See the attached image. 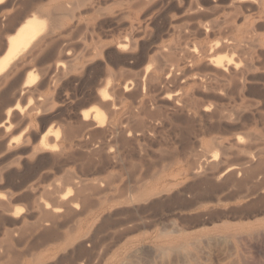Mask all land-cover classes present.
<instances>
[{
  "label": "rangeland",
  "instance_id": "1",
  "mask_svg": "<svg viewBox=\"0 0 264 264\" xmlns=\"http://www.w3.org/2000/svg\"><path fill=\"white\" fill-rule=\"evenodd\" d=\"M20 1L23 2L22 0H19V1L18 0H6L5 3L8 2V5H5V3L4 4L2 3L0 5V7H1L0 8V19H1L0 23L3 22L2 24H0V28H3L5 26L3 31H2V29H0V31H1L0 32V38H3L6 40L8 37H10L11 35H14L16 33V30H11L9 27V26H11V24L9 25V23L12 21V19L8 20L9 22L6 20L9 19L10 16L13 19L16 18L18 16V12L19 13L20 12L25 13L26 11L30 12L29 18H33V17L38 18L39 22L41 23L42 31L46 32L47 29L49 31L51 29L53 31V32L51 31L53 33V35H51V36L53 37V39L55 36L56 37L54 40H52V37H50L49 38L51 40L50 42H49V40L46 41V42H49V44H50V45L48 44V47H47V43L46 42L44 43L45 45H43V47L46 46V47H44V50L46 52V53L44 52V55H41L40 57L34 56V58H32V59H31V57L28 59L23 58L22 56L24 55V53H22L23 55L22 54L20 55L21 58H19V61H21V63L25 62V64L28 63L29 66H28V64L27 65L24 64L23 66H21L22 67L21 70L19 69L21 67L18 68V71L20 70L18 72V86L22 87L24 82L26 81L27 76H29V75L36 77V80H38V81H35V83H33L34 85L36 83H39L40 79L42 81L43 78L46 79V85L43 86L44 88L40 89L41 92L39 93V95H37V94H36L37 96L36 95L31 96V94H29L30 96L28 94L26 95V98L24 99V101L26 103L24 101H22L20 103V105L23 104V105H21L20 111H18V112H20V115L18 113L19 116L18 115L14 116L11 120L13 122V120L15 121L14 118L18 117V119L16 118L18 122L15 121V124H14V122L13 123L11 122L10 128L0 127V130H2V131H0V143H3L2 145L0 144V160H1L0 165L3 162L2 166H1L3 172L5 170H9L8 172L6 171L4 173L0 171V177L2 176L0 179V183H1L0 184V199L4 198V200H5V198H7L6 200L8 202L9 209H11L14 213L19 215L17 217L18 220H17V218L16 219L13 218V216H9L7 218H4V220H6V221L3 220L2 222H0V231H1L0 232V238H1L0 239V243H1L0 244L1 245V247H0V254H1L0 255V264H18L19 262H20L19 264H59V262H60V264L61 263L63 264L64 260H66V259L68 261L66 260L64 262V264L65 263L69 264V261L72 262L70 264H75L76 262L74 263L73 260L74 259L78 260V257H79V260L76 264H81L79 262H82V263L84 262L83 264H121L123 262L122 264H126V261L128 264H136V263L137 264H264V213H263L264 212V203L262 202V201H264V194H263L264 193V184L260 183L261 186L257 185V184H259V180H260V182L262 180V183H263V178L260 179L258 176L256 177V179L246 177L247 182L249 184L253 183L252 181L250 182V180H253L255 183V185H254V183L252 185L251 184L247 185L248 183L245 181L246 179L244 178V176H247V175L244 174L243 172L238 171L235 173L232 170H230V172L234 173L238 177L236 178V176H235V178H234V174H233V177L231 176L232 174L229 175L230 174L229 169H233L236 167L240 168V166H242V165H240V163H243V161L245 160V158L248 155L254 156L255 160L257 162H259L260 160L263 161L260 163H262V165L264 166V94H261L262 93L261 91H263V93H264V75H263L264 74V23H263L264 22V0H249V1L248 0H244V1L243 0H232L234 2H232L231 0H213V1L212 0H194V1L193 0L192 1L191 0H185V1L181 0L180 1L181 3L177 2L178 0H157V2L155 0H146V1H149V3L151 2L152 5H151V3L149 4L148 2H145V0H144V2L146 5L144 4L143 0H138L139 3L136 0H134L135 2L133 0L132 1L131 0H126V1L121 0L122 3H119V0H98L100 3L98 2L99 4L97 3V6L101 5V7L100 6L96 7L95 8L96 11L90 7L89 3L92 2L90 0H84V1L80 0L81 2L83 1V3H81L79 1V3H75L74 6H73V4L70 5V3H73L74 0H72L73 2L71 0L70 1L69 0H65V1L64 0H55V1L54 0H44V2H43V0H41L42 2L40 0H37V1L36 0L35 1L34 0H28L29 3L26 0L24 1V3H21ZM49 1L51 2V5H50ZM87 1H89V2L86 3ZM164 1H166V3H165L166 6H164ZM186 1H188V2H186ZM25 2H27L28 4H26ZM37 2H38V4H37ZM45 2H47L46 3L47 5L44 4ZM58 2H63V3L66 2L65 4L67 5L68 9H69V7H70V9L68 10L67 13H62V14L60 13V16H58V18H56L54 20V19H52V16L50 15V14H52V12H50V10L53 11L54 10L53 7H55V4ZM75 2H78V1L75 0ZM129 2H131L130 3L131 5L129 4ZM175 2H177L176 3L177 5L175 4ZM191 2H192V4H191ZM18 3H19V5H18ZM104 3H106V4L104 5ZM125 3H128V4H125ZM136 3H137V5L140 4L139 6H142L143 4L145 6L139 7V10H138V6L133 5ZM186 3H187V5H186ZM20 4L23 7H24L23 4H26V5H28V7L25 6L24 10L21 7L22 10L20 9L21 10L20 11L18 9L21 6ZM77 4L80 6L78 7ZM86 4H88V5H86ZM118 4H120V5H118ZM121 4H122V7H121ZM156 4L158 5L159 8L157 7ZM169 4H170V6H169ZM228 4H230V5H228ZM3 5H5V6H3ZM31 5H33V6H31ZM127 5H128V7H127ZM149 5H150V7L147 8V6H149ZM159 5H161V6H159ZM188 5L191 7L194 6V8L189 7L190 8L189 9ZM45 6H46V8H45ZM113 6L115 9L113 8ZM129 6H130V8H129ZM134 6L137 8V9H135L136 12L134 11V8H135ZM206 6H207V8H205ZM208 6L212 7L213 11L216 9L215 12L212 13L213 11H211ZM238 6H239V8H238ZM31 7H33L32 10H30ZM36 7H37V9H36ZM88 7L91 8V11ZM203 7H204V11L206 12V14L205 13L200 14L203 11ZM73 8H75V9H73ZM169 8L171 9V11ZM45 9H47V10H45ZM80 9H81V11H79ZM112 9L115 10L116 12L112 11ZM167 9H169L168 10L169 12L167 11ZM193 9H196L198 11V14H196L197 11L196 12L194 11V13H193V15H196V17L195 16L192 17L193 15L189 13V10H193ZM206 9H209L210 11L206 10ZM33 10H35V11H33ZM109 10H111L112 12ZM127 10H129V11L126 12ZM149 10H151V11L149 12ZM43 11L46 14V15L44 14V17L42 16ZM70 11H72V12H70ZM82 11H83V13H82ZM37 12H39V15ZM46 12L47 13L49 12V14H47ZM121 12L122 13L124 12L125 14L124 13L122 14ZM131 12H132L133 16L131 15ZM146 12H147V14H146ZM172 12H174V13H172ZM99 13H103V15L100 16L101 14H99ZM106 13L108 15L110 14L111 16H108ZM185 13H186V15H185ZM12 14H13V17H12ZM14 14L16 15V17H14ZM34 14H36L38 16H36ZM88 14L91 16V18ZM105 14L107 15V17L105 16ZM112 14H114V15H112ZM118 14L120 15V17L122 19L121 20L122 22L119 21L120 23L116 22V20H114V18H113L114 16H118ZM121 14H122V16H121ZM187 14L189 16H191V15L192 16L185 18L184 16H188ZM57 15H59V14L57 13ZM77 15L78 16L80 15V16L78 17ZM94 15H96L98 17L94 18ZM169 15L170 16L172 15V16L169 17ZM205 15H207V16H205ZM1 16H2V18H1ZM73 16H75V17H73ZM148 16H150V17H148ZM202 16H204V18ZM135 17L137 19H134ZM180 17L181 18L183 17V18L180 19ZM46 18L47 19L51 18V19H50V21H48L49 19L47 20ZM78 18H80V20ZM73 19H74V21H73ZM90 19H91V21H90ZM93 19H94V21H93ZM104 19H105V21H104ZM151 19H153V21ZM159 19H160V21H159ZM63 20H64V22H63ZM84 20H85V22L82 23V21H84ZM150 20H151V22L149 23ZM185 20H188L187 22L190 25H188V23ZM208 20H210V22L213 24V26L214 25L215 26L212 27L211 23L207 22ZM69 21H70V23H69ZM176 21H178V22H176ZM199 21L200 22L205 21V23H203L202 27H201L202 23L200 25ZM54 22H55V24H54ZM72 22H73V24H72ZM106 22H109V23H106ZM128 22H129V24H128ZM145 22H147V23H145ZM164 22H165V24H164ZM182 22H186L187 24L185 25V23H182ZM194 22H196V23H194ZM4 23H5V25H3ZM52 23H53V25H52ZM139 23H140V25H139ZM192 23H194L193 26H191ZM197 23H198V25H197ZM57 24L58 25L61 24V25L58 26ZM63 24H64V26H63ZM81 24L82 25L86 24L85 29H83V31L86 33V34L84 33V35L86 36L85 40L81 36V35H83V33L78 32V31L82 30ZM122 24H127V25H123V27H122ZM137 24H138V26H137ZM156 24L159 27H157ZM162 24H163V26H160ZM170 24L174 25V29L170 26ZM232 24H233V29L231 28ZM71 25L73 26L72 31L74 30L72 33H70V31H68L70 28H72ZM75 25H76V27H75ZM95 25L98 27H96ZM100 25H101V28H100ZM183 25H185V26H183ZM48 26H49V28H48ZM115 26H117V27H115ZM119 26H121V27H119ZM127 26H128V28H127ZM154 26H156V27H154ZM77 28H79V30ZM83 28H84V26H83ZM93 28H95V29H93ZM103 28H105V29H103ZM132 28H138L137 30H140V31L142 29L143 30L141 32L140 31L138 32L137 30L133 31ZM208 28L210 31L208 30ZM66 29H68V30H66ZM102 29L104 30V32H105V30L108 31V33L110 32L111 29H112V31L114 29L117 31H114V32L111 31V33H109V34H107V33L103 34ZM183 29H185V31H183ZM192 29L195 32L192 31ZM199 29H201L200 32H199ZM230 29H232L233 31L231 32ZM247 29H248V31H247ZM59 30H62V31H59ZM75 30L77 31L76 32L77 35L73 34V33H75ZM144 30L147 32L150 31L149 32L150 34L145 32ZM155 30H156V32H155ZM161 30H164V31H161ZM234 30H235V32H234ZM132 31L134 33H132ZM135 31H137V33ZM175 31H177L178 33ZM191 31H192V33H191ZM58 32L61 34L59 35ZM91 32H92V34H89ZM93 32H95V34ZM127 32H129V33L127 34ZM151 32H152V34H151ZM186 32H189L188 33L189 35H186ZM153 33H155V34L153 35ZM169 33H170V36L167 35ZM205 33H207V34H205ZM244 33H246V35ZM157 34H159V36ZM88 35L92 36V38H90L89 40H88V38H89ZM96 35L97 36L100 35L101 37H104V39L101 38L100 36L95 37ZM109 35H110V37H109ZM177 35L182 36V38H180L181 36H179V38L182 39V41L177 38L178 37ZM57 36H59V37L57 38ZM140 36H142L143 38H141ZM183 36H185V37H183ZM72 37H76V38H72ZM133 37H135L136 39ZM146 37H147L148 41H146L147 40V39H145ZM245 37L248 39H245ZM77 38H82V39L77 40ZM125 38H127V40ZM139 38H140V40H139ZM91 39L96 40V43L94 40L91 41ZM173 39H174V41H173ZM239 39H240V41H239ZM120 40L124 41L123 43L126 44V47H123L121 49L118 46L121 43ZM241 40H242V45H243L242 47L245 49V51L241 47V43H240ZM60 41H64L66 44L64 42L61 43ZM82 41H83V43H82ZM185 41H186V43H185ZM187 41H188V43H187ZM245 41H247V42H245ZM53 42H54V44H53ZM67 42H68V44H67ZM77 42H78V44H77ZM150 42H152V43L150 44ZM225 42H226V44H225ZM228 42H232V43H230V45H229ZM56 43L58 46L57 48L59 50L61 49L63 53L64 52L66 53V55L61 56V60L63 62L66 60H69V61L64 62L65 67H66L64 70V73H66V75L63 73V75H65V76H63L62 78L60 77V76H62V74H61L62 71L57 76L54 74L56 72L51 73V75H54V77H51V75H50L51 78L46 77L45 72H44V74L41 73V72L45 71L46 69H48L49 66H52L55 62V59L58 58L59 53L56 54V52H53L56 49ZM59 43H60V45H58ZM87 43L92 44V45L89 46ZM93 43L96 46L93 45ZM129 43L131 45H132V43L137 44V45H136V47H134L135 45L130 46ZM177 43H179V44H177ZM180 43H181V45H180ZM251 43H252V46L249 45ZM61 44H63V46L66 48H67V46H70V47H68L66 49V48L62 47ZM145 44H147V45H145ZM172 44H174V45H172ZM182 44H183V46H182ZM197 44H199V45H197ZM212 44L214 45V47ZM216 44H218V45H216ZM222 44L227 46V48L223 50ZM54 45H55V48H54ZM71 45H72V51L69 50L71 48ZM157 45L159 46V48ZM219 45H221V46H219ZM245 45H247V46H245ZM105 46L107 48L106 50L104 49ZM164 46H165V48H164ZM218 46L220 47L221 51L219 50ZM84 47L85 48L87 47V48L85 49ZM88 47L91 50L90 53H87ZM95 47H97V48H95ZM101 47H102V49H100ZM114 47L115 48L117 47L116 50ZM160 47H162V49H166L167 47L168 48L169 47L174 48V56L176 57V58L174 57V66H175L174 71H176V72H174V76L176 73L177 74L180 73L179 75L176 74L177 76H183V78H181V80L178 82L175 81V77H174V84L172 82H169L168 83L169 85L167 83H165V86L168 85V86H166V87H168V90L166 89L167 90L166 91L164 89L166 87H164V85H163V88H162L163 93L158 91V90L156 91V89L154 87H152L153 84L151 83L150 78L147 77L149 74L146 73V70H149L152 73H155L156 75L161 74V72L159 70H154L155 65L152 62H150L152 54H154V53L156 54L157 52L158 53L161 52L162 49H160ZM216 47H218V49ZM229 47H230L231 51L229 50ZM98 48L100 50H97ZM176 48L179 49L180 52H182V50L185 49L183 51V55H181V53L179 54V50H177ZM213 48H216V49L214 50ZM58 49L56 51H59ZM64 49L67 51H65ZM81 49H84L83 51H85V53ZM126 49L129 51H125ZM191 49L192 50L195 49L196 53H198V54H196V56L194 58H190V57L188 58L187 50L189 51ZM101 50H104L103 53H101L102 52ZM114 50H115V52H114ZM203 50H205V51L203 52ZM27 51H28V49H27ZM27 51L25 50L24 52H27ZM135 51H137V52L133 53ZM177 51H178V54L180 57L183 56L182 57L183 60L182 59L179 60L180 57L178 56ZM212 51H215V52H212ZM216 51H220V52H216ZM48 52H50L51 54ZM67 52H68L69 56H67L68 55ZM70 52H73L72 53L73 56L70 54ZM131 52H132V54H131ZM2 53L3 52L0 53V56L2 55ZM99 53H101V54H99ZM213 54H214V56H213ZM55 55H57L56 56L57 58L55 57ZM82 55H83V57H82ZM247 55H249V57ZM89 56H91V57H89ZM221 56H222V58H221ZM257 56H258V58H256ZM48 57H50L51 60ZM69 57H71V58L69 59ZM80 57H82V58H80ZM123 57H125V59ZM184 57L185 58L187 57V58L185 59ZM200 57H201V59H199ZM217 57L220 58L222 60V62L224 61L222 63V64L225 63L223 65L224 67L229 62V65H227L225 67V68H227L226 70L222 66V68L224 69V70H222V72L225 71L226 73H228L231 69H233L235 67H237L239 69V66H241V65L244 67L243 69H245V67H246V69L243 71L247 73L246 74L247 77H246V75L241 76L240 80L243 82V79H244V83H246V85L248 87L253 88V89L255 87L256 89L258 88L259 90L258 89L253 90L254 93L255 92L256 93L254 94L252 91V93L250 95L246 94L248 96L243 94V96L242 95L240 96L241 98L239 96H237L236 101L232 102V103H230L229 101H226V100H225L226 101L225 102L223 100L220 104H223V105L225 104L226 107L225 106L224 107L228 108V109L231 107L230 110H228V112L226 114V115H228L230 112V114H229L230 117L227 116L225 119H221V118L217 119L216 117L212 118L210 116L205 117L206 115L204 113H202L200 115V113H198V112H191L192 114L191 113L187 114V112H184L186 114H182V112H180V111H177L178 113L176 112V114L170 112L172 114V116H170V113H168L170 110L169 109L167 110L166 109L167 106H165V105L170 106V101L167 98H165V100H164L162 98V96L174 94V96L176 97L177 94L182 93L184 91H190V92L195 91L197 93L196 95L198 96V98L201 99L202 96L200 97V95H202V94L200 92L198 93V91L196 90L195 87L197 85L196 80L199 77H202L203 75L207 76V78L212 77L214 79V81H216V82H214L215 83L214 86L216 87L217 92H221L224 89L229 88L232 81L231 80L229 81V78L227 76L226 77L223 76L221 74V72L217 73L214 70V67L210 64L208 65V63H207L208 59H210V58L216 59ZM45 58H48V59H45ZM53 58H54V60H53ZM116 58H118V59H116ZM119 58H120V60H119ZM128 58L129 59L133 58V59L128 60ZM224 58L225 59L228 58V59L225 60ZM238 58H239V61L236 60ZM246 58L247 59L249 58L248 61H246L247 60ZM44 59H45V61H44ZM63 59H65V60H63ZM86 59L88 62L86 61ZM176 59H177V63H176ZM229 59H231V60H229ZM244 59H245V62L247 64H244L245 62L243 63ZM48 60H50V61H48ZM70 60H72V61H70ZM113 60H114V62H117L118 65L115 64L113 62ZM125 60H128V61H125ZM148 60H150V61L148 62ZM252 60H254V61H252ZM43 61H44V63H41ZM75 61H76V64H75ZM195 61H197L199 63H197ZM80 62H81V64L79 65ZM90 62H91V64H90ZM121 62L123 65L121 64ZM130 62H134V63H130ZM185 62H187V63H185ZM233 62H235V63H233ZM30 63H32V64L30 65ZM69 63L70 64L72 63L73 65L75 64L74 65L75 69H74V66L72 64L70 65ZM200 63L201 64L203 63V64L201 65ZM35 64H36V67H35ZM66 64H68L67 66L69 67V69H67L68 67L66 66ZM195 64L197 66H195ZM249 64L253 65V66H250ZM143 65H144V68H141ZM236 65H238V66H236ZM41 66H42V68H41ZM78 66H80V67H78ZM84 66H85L86 72L84 71ZM209 66H211L213 68H209ZM37 67H38V69H37ZM81 67H83V70L81 69ZM90 67H92V68H90ZM139 67L141 68L140 73L142 74V72H144L141 75V77H139L140 76L139 75L140 74L139 73V69H140ZM183 67L185 68V70L183 69ZM76 68H78V69H76ZM147 68H149V69H147ZM201 68H202V70H200ZM228 68H230V69H228ZM106 69H109L110 71L109 70L106 71ZM142 69L144 71H142ZM248 69L250 70V72ZM23 70H25L26 72L25 71L22 72ZM39 70H40L41 76L38 73ZM41 70H43V71H41ZM78 72L82 75H80ZM109 72H111L113 74H110ZM151 72H149V73H151ZM72 73H73V75H72ZM187 73H189V74L187 75ZM144 74H146L147 76ZM201 74H202V76H201ZM55 76H56V78H55ZM66 76H68V77H66ZM89 76H91V77H89ZM186 76H188L189 79ZM250 76H251V78H250ZM136 77L139 79L141 78V79L137 80ZM52 78L54 80L58 78V81L57 80L54 81ZM63 78H64V80H63ZM72 78H74V79H72ZM111 78L113 81L111 80ZM145 78H146V80H145ZM11 79L14 80V77L11 76ZM21 79H23V80H21ZM87 79H88V81H87ZM108 79H109V81H107ZM186 79L188 80V82H186ZM219 79H222V81L224 79V83H222V81ZM134 80L137 81V83H135ZM182 80H185V81L182 83ZM225 80H226V82H225ZM53 81L55 84H53ZM89 81L92 83H89ZM95 81L97 84L95 83ZM19 82L22 84L19 85L20 84ZM75 82H77V83H75ZM80 82H81V84H80ZM107 82H108V84H107ZM112 82H113V84H112L113 87L111 85V88H113V89L110 88V90H111V92H110L109 86ZM138 82L141 83L140 84L141 86L139 85V88L142 87L143 90L145 92L147 91L148 94L147 93L145 94L144 91L142 92V90H141L142 88L141 89L138 88V86H137L139 84ZM219 82L222 83V85H223V86H221V88H219L220 87ZM253 82H255V83H253ZM66 83H67V85H66ZM114 83H116V84H114ZM175 83H176L178 88L180 86L179 89L175 87L176 86ZM180 83L182 84V86L180 85ZM217 83H218V85H217ZM225 83H227V85H228L227 87L225 86L226 85ZM47 84H49V85H47ZM134 84H136V85H134ZM32 85H31V88L34 87V85L33 86ZM68 85H69V87H68ZM171 85L174 86V88H172ZM256 85H257V87H256ZM71 86H72V88H71ZM86 86H87V89H86ZM190 86H192V87H190ZM20 87H18V88H20ZM65 87H67L68 89L66 88L67 90H65L64 89ZM89 87L91 90L92 89L93 90L91 91L89 89ZM121 87H123V89ZM124 87L127 89L125 90ZM149 87H150V89H152V90H150V92H153L154 94L148 92ZM222 87H224V88H222ZM106 88L108 89V91ZM61 89H63V90H61ZM153 89H155V91ZM172 89H174V92L171 91ZM116 90H117V92H116ZM82 91H83V93H82ZM103 91H106V93L109 95L108 97L110 98V100L112 99L111 102H115V101L117 102V99H121V97H123L121 100L118 101L119 104L118 105L116 104L117 107H119V106L120 107L117 109V112L114 115H111L107 109L101 108V106H99L94 101L95 95L100 94ZM128 91H129V93H128ZM177 91L178 92L180 91V92L177 93ZM257 91H258V94H257ZM43 92H45V93H43ZM60 92H63V94ZM139 92L140 93L142 92V93L139 94ZM156 92H158V93H156ZM113 93L119 94L121 96L118 95L119 96L118 97L117 95H115L117 97V99H114L115 97H113V95H114ZM57 94H59V97ZM129 94H131V96ZM256 94H257V96H256ZM41 95L42 96L46 95L48 97L45 99L44 96L42 97ZM139 96H140V98H139ZM151 96H152V98H151ZM153 96H154V98L156 97L155 98L156 100L153 99ZM35 97H36V99H35ZM89 97H90V100H89ZM132 97H133L134 101H133ZM50 98L52 99V101ZM141 98H142V100H141ZM26 99H27V101H26ZM33 99L36 101H34ZM42 99H43V101H42ZM48 99H50V100H48ZM91 99H93V100H91ZM39 100H40V103H38ZM46 100L48 102H45ZM76 100L78 103L76 102ZM85 100L87 102L83 103L82 101H85ZM135 100L137 102H135ZM144 100H146L147 103L151 104V105L149 104V106H147V104H146L145 107L148 109H144V107H143V105H144L143 101ZM208 100L209 101L212 100V102H217V99H214L213 97L212 98L210 97ZM146 101H144V102H146ZM151 101H153V103H154V101H156L155 103L159 102L160 104H162V105H160L158 103V105H156V106L157 107L159 105L161 107L163 106L162 107L163 110L164 111L167 110L166 111L167 113L165 112L166 114H164L160 118H158L157 116H154L156 114L154 111H157L158 108L160 109L161 107H158L155 110V104H153ZM237 101H239V102H237ZM44 102H45V105H44ZM164 102H167V103L165 104ZM228 102H229V106L226 105V103H228ZM79 103L81 106L79 105ZM88 103H89V105H88ZM121 103H122V105H121ZM245 103H247V104L245 105ZM71 104L73 107L71 106ZM131 104L134 105V107ZM31 105H34V108H32ZM47 105L49 107H51V109ZM248 105H250V109H249ZM41 106H42V109H41ZM90 106H93V108H96L97 106H99V109H100L99 117H100V119H103L104 121H106V123L110 122L109 124H111V125L116 124L119 128L121 127L120 125H122V127L126 126V128L123 127L124 129H122V127H121V131H126V133L124 132L125 136H127L128 139L131 137L132 140H131V138L129 140H125L126 137L123 135V133L120 130H118L120 133L114 134L115 136L113 134L112 135L109 134L108 135L109 139L107 137H103V136H101L102 137L101 139H99L100 137L96 139V137H98V136L95 137L94 135L88 133L84 129L81 131L80 130L81 128L79 129L80 130L79 131L78 130V128H79L78 123H80V122H78L79 116L81 115V112H83L84 110H88V109L92 108ZM169 106H168V108H169ZM79 107H80V110H79ZM128 107L131 110H129ZM44 108L46 110H44ZM85 108H87V109H85ZM151 108H154V111L150 112L153 114V116H152V114L150 115L149 112H147V114L149 113V116L147 114H145L146 111L143 112L144 110H150L151 111L152 110ZM232 108L237 113H234V110ZM127 110L131 111L130 114L133 113L132 115L133 116L136 115V116L133 117L132 115L128 114L129 111H127ZM132 110H133V112H132ZM249 110H251V111L249 112ZM124 111H125V113L127 111V115L128 116L130 115L131 118L132 117L133 118L132 119L126 118L127 119L126 120L124 117H121L125 114ZM134 111H139L140 114L137 112H136L137 114H134L135 113ZM226 111H225V113H226ZM232 111L234 114H236V117H239L240 119L239 118L235 119L234 115L232 114ZM122 113H124V114L121 115ZM179 114H182L181 117L183 115H185L186 117L183 116L184 119H182V118H180ZM237 114L239 116H237ZM29 115H31V116H29ZM101 115H103V116H101ZM127 115L125 117H128ZM141 115H142V117H140ZM168 115H169V117H168ZM176 115H178L179 117ZM188 115L192 116L193 120H190L191 117H188L189 120H187L186 118ZM23 116H25V117H23ZM76 116H78V117H76ZM0 117H1V115H0ZM19 117H21V118L23 117L22 120L19 119ZM107 117H109V118H107ZM150 117H152V118L154 117V120L150 119ZM167 117L170 120H168ZM26 118H28V119H26ZM139 118H141V119L144 118L143 121L145 119H147L150 122L149 121L142 122V120H141V122L143 124L145 123L144 124L145 126H143V125H141L142 123L139 121ZM229 118L231 120H236V121H233L230 124L229 121H231V120H228ZM124 119L128 123V125L126 122H124ZM128 119H129V121L137 119V121L135 123H139V125L135 124L137 126L136 128H137V130H138V128H141V130L137 131L136 128H134L135 125L132 123L134 121L131 122L134 127L131 126V123H129ZM159 119L160 120L163 119V121L162 120L160 121ZM166 119H167V121H166ZM208 119H209V121H208ZM26 120H28V121H26ZM213 120L215 122H213ZM224 120H226V121H224ZM227 120L229 123L227 122ZM0 121H1L0 122V124H1L3 122V119L0 118ZM113 121H114V123H113ZM153 121H155V123ZM159 121H160V123H159ZM120 122H123V124H121ZM146 122H147V124H146ZM152 122L155 124L154 126H153ZM162 122H163V124H162ZM219 122H220V124H219L220 126L218 127L217 125ZM239 122L241 125L238 124ZM232 123L235 126H233ZM13 124H14V126L16 125L15 128L13 127ZM129 124L131 127L129 126ZM74 125H75V127L77 125L76 129L78 132H76V131L74 132V129H75L73 127ZM148 125L149 126L152 125V128L148 129V127H149ZM67 126L68 127L70 126V128H68ZM222 126H224V129L219 130ZM236 126H237V128H236ZM132 127L135 129L133 131L134 134H132L133 132L130 131V130H133ZM208 127H209V129H208ZM1 128H3L4 130ZM16 128H17V130H16ZM67 128L70 130V134H71L70 139H67L69 137V134H68L69 132L67 131L68 130ZM234 128H235V130H234ZM71 129H73V132L71 131ZM125 129H128L130 132L128 130H125ZM142 129L146 131V132L143 131V132H145L144 133L145 136L143 135V132L142 133L140 132V131H142ZM153 129H155V130L153 131ZM230 129L233 131H231ZM227 130H229V131H227ZM46 133H48V134L44 135ZM65 133L68 134L67 138L65 137V136H67V134H65ZM146 133L148 136L146 135ZM10 134H13L12 137ZM86 134H87V136H86ZM130 134L134 135V136H130ZM138 134H140V135H138ZM4 135H5V137H4ZM43 135L46 139L48 138L47 139L48 142L52 141L50 143L51 147L48 146L49 147L48 148L46 146H43V145H45L41 141ZM122 135L125 138H123ZM88 136H93L94 138L91 137L92 138L91 139ZM112 136L114 138L113 140H115V141L112 140V138H111ZM121 137H122L123 141L121 140ZM7 138H9V139H7ZM56 138H58V139H56ZM74 138H76V139H74ZM83 138L85 140H86V138H87V140H88V138H89V140L94 139L93 140L94 142L96 139V141H98V142L94 143V142H89V140L85 141ZM103 138H104L105 143L103 142ZM234 138H235V141H233ZM77 139L79 140V142L81 144H77V143H79L78 141H76ZM80 140H82L83 143ZM236 140H238L239 142L238 141L236 142ZM109 141H112V142L109 143ZM118 141H120V142H118ZM242 141H244L243 144L247 145L248 147L245 145L242 146V148H241V145L237 146V145L241 144ZM6 142H8V144H5ZM86 142L87 143L89 142V144H87V146H86ZM101 142L104 143V147L101 146L103 144ZM123 142L125 143V146H126V142H128V143L131 142L132 145H130L131 143L128 144L131 147L129 146L128 149L126 150L125 147L121 145V143L124 144ZM90 143H92L93 145H91ZM98 143L101 144L100 145L101 148H99ZM22 144H23V146H21ZM26 144L28 146H26ZM68 144H69V146H68ZM18 145H20L21 147ZM2 146H3L2 149L5 151H3L1 149ZM37 146H39L38 149L36 148ZM72 146H74V147H72ZM232 146H233V148H232ZM93 147H95V148L93 149ZM224 148L228 151H226ZM235 148H237V149H235ZM47 149H49V150L47 151ZM248 149L251 150L252 152L249 151ZM170 150H171V152H170ZM237 150H239V151H237ZM245 150H246V152H245ZM55 151L56 152L58 151V152L56 153ZM12 152L13 153L15 152V153L13 154ZM63 152H64V154H63ZM110 153H111V155H110ZM55 154H56V156H55ZM58 154L61 155L60 156V157H62L61 160H59L60 157L59 158L57 157ZM108 155L110 156L109 159H108ZM112 155L114 157L117 156L115 158L117 160L120 159L119 162H117V160H115L114 157H112ZM206 155H208V156H206ZM215 155L217 157H215ZM170 156L172 159L170 158ZM20 157H21V159H20ZM5 158H7V159H5ZM14 158L15 159L19 158L17 160L19 162H17ZM57 158H58V160H57ZM208 158L210 159V161H212L214 159L216 160V158H217L219 163H217L215 160L214 161L218 164V166H216V163L214 161L210 162ZM121 159H123V160H121ZM196 159H198L199 161H197ZM13 160L16 162H13ZM102 160H104V161H102ZM102 162L106 163V164H103ZM213 162H214V164H209L210 166L208 165V163H213ZM97 163L103 164L104 167H103V165H100V167H99ZM8 164H10V165H8ZM201 164H204V165L202 166ZM148 165H150V166H148ZM213 165H214V167L216 166V168H214ZM92 166H93V168H92ZM107 166H109V167H107ZM95 167L97 168L96 170H100V169H102V170L104 169V170L103 171L100 170L99 174H98V172L95 171ZM195 167H196V169H195ZM198 167H199V171H201L202 169L204 170L203 172L201 171V174L196 172V171H198ZM201 167H202V169H201ZM220 167H221V169H220ZM5 168H7V169H5ZM207 168L208 169L211 168V169L206 171ZM215 171H216V173H215ZM225 171H226V173H229V174H225ZM204 172L208 173L209 175L205 174ZM217 172H218V174H217ZM8 173L12 176L14 175L13 179H12V176H10ZM211 173L213 176L212 175L210 176ZM203 174H204V176H203ZM214 174H216V175H214ZM194 175H195V177H193ZM228 175L230 177H232L233 180H231V178L229 179V177L227 178ZM8 176H9V178H8ZM14 177H15V179H14ZM69 177L73 178V179L71 180ZM207 178H210V179H207ZM249 178H250V180L248 181ZM9 179L10 180L12 179V180L9 181ZM17 179H19V181ZM26 179H29V180H26ZM236 179L239 182H237ZM98 180H100L99 183H98ZM205 180L206 181L212 180V181H207L208 183L211 182L210 185L212 184V186L207 184ZM256 180H257V183L255 182ZM14 182H15V184H14ZM26 182H28V183H26ZM73 182H74V185H73ZM229 182H230V184H229ZM77 183H78V185H77ZM216 183L218 184V185H216L217 188L215 187ZM237 183L242 184L243 186L239 185ZM91 184H93V186ZM202 184H204V185H202ZM3 185H5V186H3ZM19 185L20 186L22 185V187H19ZM27 185L30 187H28L27 191H25V189H26L25 186H27ZM97 185H99V186H97ZM82 186H84V187L86 186V187L83 188ZM205 186H208V188L212 187L210 189L211 192L209 189L206 190L207 187H205ZM213 186H214V189H213ZM219 186H221L220 189H219ZM17 187L19 188V190ZM238 187L240 190L238 189ZM250 187L251 188L253 187L254 189L253 188L251 189ZM21 188H23V189H21ZM79 188H82L81 191L83 190V193H80L83 195V197H81L82 195L80 196V194H78ZM97 190H99V191H97ZM252 191H253V193H251ZM262 191H263V193H262ZM154 192H155V194H154ZM248 192H250V193H248ZM236 193H237V195H236ZM20 194H21V196H20ZM242 194H245V195H242ZM6 195H8V196H6ZM26 197L27 198L29 197V198L27 199ZM61 198L62 199L65 198V199L62 200ZM212 199H216V200L214 201ZM124 200H126V201H124ZM188 200H189V202H188ZM261 202H262V205L258 204ZM163 203H165V204H163ZM53 205L54 206H56V205L62 206V210L64 209V211H60V212L56 213L53 209L54 208ZM38 206H40V207L38 208ZM134 208H136L137 211L134 210ZM39 209H41V210H39ZM11 210H10V213L12 212ZM133 210L136 213L133 212ZM42 211L43 212L46 211V213H49L48 217L51 216L52 219H51V217H50V219H51V221L53 220V222L50 223L49 222L50 220H48V219H47L48 222H47V220L45 221V219L47 218V215L45 214L46 215V217H45V215H44L45 212L42 213ZM130 211L133 213V215L136 214V216H138V217L133 216V215H132V217L131 216L129 217V215L132 214ZM138 211H139V213H137ZM14 213H12V215H14ZM43 215H44L45 219H43L44 218ZM103 218H104V220H107V221L109 220V222H107L109 224H110V222L111 223L114 222L113 223L114 225L113 224L112 225L107 224L106 221L102 220ZM132 218H134V219H132ZM126 220H127V222H126ZM7 221H9L10 224H8L9 222H7ZM13 221H14V223H13ZM39 221L40 222L42 221L45 223H43V225H41L42 223H40ZM122 221H124V222H122ZM15 222H17V224ZM3 223H4V225H2ZM36 223L37 224L39 223V225L35 226ZM102 223L103 224L105 223V225L103 226ZM120 223H122V224H120ZM45 224H46V226L48 225L47 226L48 228H51L54 231L61 234L60 235L61 238L58 240H55V241H51V242L48 241V242L42 243V240L40 238H42V236H43L42 234H44L46 231V230L45 231H43V230L48 229L45 226ZM132 225H133V229H132ZM16 226H18V228ZM22 226L25 229L26 228L27 229L26 230H24V228L22 229L21 228ZM44 226L46 228H44ZM8 228L13 231V237L11 239H9L10 242H8L9 243L8 246L15 247V248L11 247V251H12V249L14 250L12 252H10V249H6V248H4V249H6L4 252L3 248H2L3 247L2 245L4 243H6L5 242L6 240L1 242L2 237L4 239L3 233H4L5 229H8ZM15 228H17V229L15 230ZM20 229H21V232H19ZM22 230H24L26 232L23 233L24 231H22ZM16 236L18 238V241L16 239ZM38 240L42 244L41 243L39 244L37 242ZM11 242L12 243L14 242L13 243L14 246ZM10 244H12V245H10ZM82 244H83V246H82ZM4 245L7 246L6 244H4ZM80 247H82V248H80ZM163 247H165V248H163ZM84 248H85L86 253L84 252ZM174 249H177V250H174ZM1 250H2V252H1ZM81 250L83 252H81ZM160 250H162V251H160ZM168 250H170V251H168ZM3 252H4V255L2 254ZM165 252H167L169 255ZM173 252H174V255H173ZM79 253H81V254L79 255ZM82 253H83V255H82ZM16 256H18V257H16ZM171 256H172V258H171ZM69 258H70V260H69ZM77 260H74V261H77ZM15 261L18 263H15ZM171 261H173L174 263Z\"/></svg>",
  "mask_w": 264,
  "mask_h": 264
},
{
  "label": "bare ground",
  "instance_id": "2",
  "mask_svg": "<svg viewBox=\"0 0 264 264\" xmlns=\"http://www.w3.org/2000/svg\"><path fill=\"white\" fill-rule=\"evenodd\" d=\"M5 1L6 0H0V5L3 3H5ZM19 1V0H18ZM23 2H21V3H24V1L25 0H22ZM26 1H28V0H26ZM35 1V0H34ZM37 1V0H36ZM41 1V0H40ZM55 1V0H54ZM65 1V0H64ZM70 1V0H69ZM72 1V0H71ZM76 1H78V2H75V0H74V2L73 3H70V5L71 4H73V6H74V4L75 3H79V1L80 0H76ZM84 1V0H83ZM83 1L81 2V3H83ZM90 1H92L91 3H89L90 4V7L93 9V10H95V8L96 7H101V5H98L97 6V3L99 2L98 0H90ZM121 0H119V3H122V1L120 2ZM124 1H126V0H124ZM132 1V0H131ZM134 1V0H133ZM137 2H138V0H136ZM156 2H157V0H155ZM181 0H178L177 2H179V3H181L180 2ZM185 1V0H184ZM192 1V0H191ZM194 1V0H193ZM213 1V0H212ZM232 1V0H231ZM244 1V0H243ZM249 1V0H248ZM19 2V3H20ZM42 2V1H41ZM43 2H44V0H43ZM50 2V1H49ZM89 1H87L86 3H88ZM105 2V1H104ZM108 2V1H107ZM106 2V3H107ZM111 2V1H110ZM115 2V1H114ZM118 2V1H117ZM135 2V1H134ZM143 2H144V0H143ZM142 2V3H143ZM145 2H148L149 3V1H146L145 0ZM145 2H144V4H145ZM174 2V1H173ZM177 2H175V4L177 3ZM183 2V1H182ZM186 2H188V1H186ZM232 2H234V1H232ZM236 2V1H235ZM238 2V1H237ZM240 2V1H239ZM19 3H18V5H19ZM26 4H28L29 3V1H28V3L27 2H25ZM47 2H45L44 4H46ZM66 3V2H65ZM65 3H63V2H58V3H56L55 4V7H53L54 8V10L53 11H51L50 10V12H52V14H50L51 16H52V19H56V18H58V16H60V13L62 14V13H67L68 12V10L70 9V7H69V9H68V7H67V5L65 4ZM95 3V4H94ZM100 3V2H99ZM98 3V4H99ZM106 3H104V5L106 4ZM109 3V2H108ZM131 2H129V4H130ZM139 3V2H138ZM141 3V2H140ZM151 3V2H150ZM149 3V4H150ZM155 3V2H154ZM163 3V2H162ZM166 1H164V6H166ZM11 4V3H10ZM16 4V3H15ZM14 4V5H15ZM26 4H23L24 5V7L21 5L20 6V8H18L19 10L21 9V7L23 8V10H24V8H25V6H27L28 7V5H26ZM32 4V3H31ZM36 4V3H35ZM37 4H38V2H37ZM36 4V5H37ZM42 4V3H41ZM102 4V3H101ZM112 4V3H111ZM125 4H128V3H125ZM142 5V6H145V5ZM183 4V3H182ZM191 4H192V2H191ZM190 4V5H191ZM236 4V3H235ZM239 4V3H238ZM5 5H8V2H6L5 3ZM5 5H3V6H5ZM47 5V4H46ZM50 5H51V2H50ZM49 5V6H50ZM78 5V4H77ZM86 5H88V4H86ZM118 5H120V4H118ZM131 5V4H130ZM133 5H137V3L136 4H133ZM140 5V4H139ZM139 5H137L138 6V10H139V7H142V6H139ZM151 5H152V3H151ZM157 5V4H156ZM163 5V4H162ZM177 5V4H176ZM179 5V4H178ZM186 5H187V3H186ZM185 5V6H186ZM194 5V4H193ZM215 5V4H214ZM228 5H230V4H228ZM233 5V4H232ZM237 5V4H236ZM31 6H33V5H31ZM35 6V5H34ZM38 6V5H37ZM48 6V7H49ZM80 5H78V7H79ZM159 6H161V5H159ZM169 6H170V4H169ZM211 6V5H210ZM235 6V5H234ZM15 7V6H14ZM17 7V6H16ZM43 7V6H42ZM47 7V8H48ZM51 7V6H50ZM84 7V6H83ZM90 7H88L89 9H90V11H91V8ZM121 7H122V4H121ZM127 7H128V5H127ZM132 7V6H131ZM135 7V6H134ZM148 7H150V5L149 6H147V8ZM157 7H158V5H157ZM168 7V6H167ZM187 7V6H186ZM194 8V6H189L188 5V8ZM202 7V6H201ZM209 7V6H208ZM214 7V6H213ZM233 7V6H232ZM1 8V7H0ZM32 8L33 7H31V9L30 10H32ZM35 8V7H34ZM45 8H46V6H45ZM76 8V7H75ZM75 8H73V9H75ZM81 8V7H80ZM111 8V7H110ZM113 8H114V6H113ZM125 8V7H124ZM129 8H130V6H129ZM156 8V7H155ZM159 8V7H158ZM161 8V7H160ZM171 8V7H170ZM169 8V9H170ZM189 8V9H190ZM205 8H207V6L205 7ZM231 8V7H230ZM235 8V7H234ZM233 8V9H234ZM238 8H239V6H238ZM4 9V8H3ZM17 9V10H18ZM36 9H37V7H36ZM35 9V10H36ZM72 9V10H73ZM82 9V8H81ZM81 9L79 10V11H81ZM88 9V10H89ZM107 9V8H106ZM115 9V8H114ZM117 9V8H116ZM120 9V8H119ZM118 9V10H119ZM135 9H137L136 7L134 8V11H135ZM152 9V8H151ZM154 9V8H153ZM157 9V8H156ZM169 9H167V11L169 10ZM197 9V8H196ZM196 9H193V10H189V13L190 14H192L193 15V13H194V11L196 12L197 10ZM209 9L211 10V11H213L212 9V7H209ZM209 9H206V10H209ZM215 9V8H214ZM2 10V9H1ZM22 10V9H21ZM20 10V11H21ZM29 10V9H28ZM35 10H33V11H35ZM45 10H47V9H45ZM44 10V11H45ZM99 10V9H98ZM122 10V9H121ZM126 10V9H125ZM137 10V11H138ZM142 10V9H141ZM162 10V9H161ZM182 10V9H181ZM187 10V9H186ZM209 10V11H210ZM216 10V9H215ZM215 10L212 12V13H214L215 12ZM238 10V9H237ZM6 11V10H5ZM37 11V10H36ZM40 11V10H39ZM43 11V17H44V14H45V12ZM75 11V10H74ZM96 11V10H95ZM109 11H111V10H109ZM112 11H115V10H113L112 9ZM111 11V12H112ZM129 10H127L126 12H128ZM131 11V10H130ZM151 10H149V12H150ZM165 11V10H164ZM166 11V12H167ZM170 11H171V9H170ZM192 13H191V12ZM200 11V10H199ZM203 11H204V7H203ZM201 12L200 14H202V13H205L206 14V12L204 11V12ZM15 12V11H14ZM17 12V11H16ZM70 12H72V11H70ZM76 12V11H75ZM110 12V13H111ZM116 12V11H115ZM133 12V11H132ZM132 12H131V15H132ZM136 12V11H135ZM134 12V13H135ZM142 12V11H141ZM169 12V11H168ZM182 12V11H181ZM184 12V11H183ZM30 12H28V11H26L25 13H22V12H18V16L16 17V15L14 14V17H16V18H11V16H10V18L9 19H7L6 21H8V20H11L12 19V21L9 23V25L11 24V26H9L10 27V29L11 30H16V33L14 34V35H11L10 37H8L6 40L5 39H3V38H0V53L1 52H3L2 53V55L0 56V115H1V117L0 118H2L3 119V122L0 124V127H7V128H10V125H11V120H12V118L14 117V116H17L18 115V113H19V115H20V112H18V111H20V109H21V105H23V104H21L20 105V103L22 102V101H24V99L26 98V95L28 94H31V96L32 95H39V93L41 92V88H44L43 86H45L46 85V79H44L43 78V80L41 81V79L39 80L40 82L39 83H36L35 85L33 84V83H35V81H38V80H36V77H34V76H32V75H29V76H27V78H26V81L24 82V84H23V86L22 87H20V86H18V72L22 69V67L21 66H23L24 64H25V62L24 63H21V61H19V58H21L20 57V55L22 54V53H24V55L22 56L23 58H26V59H28V58H30L31 57V59L32 58H34V56L35 57H40L41 55H44V52H45V50H44V47H46V46H44L43 47V45H45L44 43L46 42V41H48L49 40V42L51 41L49 38L50 37H52L51 35H53V31L50 29V31L48 30H46V32H44V31H42V29H41V23L39 22V20H38V18H35V17H33V18H29V16H30V14H29ZM38 13V15H39V12H37ZM41 13V12H40ZM47 13V12H46ZM57 13L59 14V15H57ZM74 13V12H73ZM72 13V14H73ZM80 13V12H79ZM82 13H83V11H82ZM122 13V12H121ZM124 13V12H123ZM122 13V14H123ZM138 13V12H137ZM160 13V12H159ZM165 13V12H164ZM172 13H174V12H172ZM171 13V14H172ZM47 14H49V12L47 13ZM85 14V13H84ZM92 14V13H91ZM95 14V13H94ZM99 14H101L100 16H102L103 15V13H99ZM107 14V13H106ZM105 14V16L107 17V15ZM122 14H121V16H122ZM125 14V13H124ZM130 14V13H129ZM146 14H147V12H146ZM157 14V13H156ZM170 14V13H169ZM196 14H198V11L196 12ZM209 14V13H208ZM8 15V14H7ZM34 15H36V14H34ZM38 15H36V16H38ZM46 15V14H45ZM89 15V14H88ZM98 15V14H97ZM112 15H114V14H112ZM117 15V14H116ZM139 15V14H138ZM141 15V14H140ZM185 15H186V13H185ZM188 15V14H187ZM191 15V16H192ZM3 16V15H2ZM2 16H1V18H2ZM41 16V17H42ZM69 16V15H68ZM76 16V15H75ZM75 16H73V17H75ZM78 16V15H77ZM80 16V15H79ZM78 16V17H79ZM90 16V15H89ZM99 16V15H98ZM98 16H96V15H94V18H97ZM104 16V17H105ZM108 16H111L110 14L108 15ZM130 16V15H129ZM133 16V15H132ZM131 16V17H132ZM135 16V15H134ZM142 16V15H141ZM153 16V15H152ZM172 16V15H171ZM170 15H169V17H171ZM191 16H184L185 18L186 17H191ZM196 17V15H193L192 17ZM205 16H207V15H205ZM12 17H13V14H12ZM40 17V16H39ZM88 17V16H87ZM113 17V16H112ZM146 17V16H145ZM148 17H150V16H148ZM157 17V16H156ZM160 17V16H159ZM203 18H204V16H202ZM213 17V16H212ZM6 18V17H5ZM90 18H91V16H90ZM114 18V20H116V22H119V21H121L122 19H121V17H120V15L118 14V16H114L113 17ZM133 18V17H132ZM153 18V17H152ZM161 18V17H160ZM168 18V17H167ZM173 18V17H172ZM175 18V17H174ZM183 18V17H182ZM181 17H180V19H182ZM45 19V18H44ZM47 19V18H46ZM49 19V18H48ZM47 19V20H48ZM51 19V18H50ZM50 19L48 20V21H50ZM72 19V18H71ZM79 20H80V18H78ZM83 19V18H82ZM109 19V18H108ZM127 19V18H126ZM130 19V18H129ZM134 19H137L136 17L134 18ZM145 19V18H144ZM147 19V18H146ZM179 19V18H178ZM263 19V18H262ZM1 20V19H0ZM99 20V19H98ZM97 20V21H98ZM125 20V19H124ZM132 20V19H131ZM152 21H153V19H151ZM151 20L149 21V23L151 22ZM158 20V19H157ZM162 20V19H161ZM177 20V19H176ZM5 21V22H6ZM52 21V20H51ZM73 21H74V19H73ZM90 21H91V19H90ZM93 21H94V19H93ZM104 21H105V19H104ZM103 21V22H104ZM156 21V20H155ZM159 21H160V19H159ZM186 22L188 21V20H185ZM190 21V20H189ZM192 21V20H191ZM9 22V21H8ZM7 22V23H8ZM63 22H64V20H63ZM83 22H85V20L84 21H82V23ZM88 22V21H87ZM86 22V23H87ZM122 22V21H121ZM138 22V21H137ZM157 22V21H156ZM173 22V21H172ZM175 22V21H174ZM176 22H178V21H176ZM180 22V21H179ZM186 22H182V23H185V25L188 23H186ZM200 22V21H199ZM208 23H211L210 22V20H208L207 21ZM217 22V21H216ZM215 22V23H216ZM3 22H1L0 24H2ZM69 23H70V21H69ZM79 23V22H78ZM96 23V22H95ZM106 23H109V22H106ZM120 23V22H119ZM133 23V22H132ZM144 23V22H143ZM145 23H147V22H145ZM160 23V22H159ZM194 23H196V22H194ZM194 23H192L191 24V26H193L194 25ZM201 23H202V25H201ZM203 23H205V21L204 22H200L199 24L201 25V27L203 26ZM207 23V24H208ZM229 23V22H228ZM264 23V22H263ZM54 24H55V22H54ZM72 24H73V22H72ZM128 24H129V22H128ZM152 24V23H151ZM155 24V23H154ZM164 24H165V22H164ZM173 24V23H172ZM220 24V23H219ZM3 25H5V23L3 24ZM2 25V26H3ZM52 25H53V23H52ZM58 25V24H57ZM56 25V26H57ZM59 25H61V24H59ZM58 25V26H59ZM79 25V24H78ZM82 25V24H81ZM89 25V24H88ZM92 25V24H91ZM98 25V24H97ZM123 25H127V24H122V27H123ZM131 25V24H130ZM134 25V24H133ZM139 25H140V23H139ZM144 25V24H143ZM147 25V24H146ZM149 25V24H148ZM153 25V24H152ZM179 25V24H178ZM182 25V24H181ZM185 25H183V26H185ZM188 25H190L189 23H188ZM197 25H198V23H197ZM199 25V26H200ZM211 25H212V27H214L213 26V24L211 23ZM1 26V27H2ZM57 26V27H58ZM63 26H64V24H63ZM72 26V25H71ZM83 26H84V28H83ZM90 26V25H89ZM96 26V25H95ZM137 26H138V24H137ZM156 26H157V24H156ZM156 26H154V27H156ZM160 26H163V24L162 25H160ZM170 26L174 29V25H171L170 24ZM5 27V26H4ZM4 27L3 28H0V29H2V31H3V29H4ZM70 27V26H69ZM68 27V28H69ZM75 27H76V25H75ZM81 27V26H80ZM85 27H86V24H83L82 25V30H80V31H78L79 33H83V35H84V31H83V29H85ZM88 27V26H87ZM91 27V26H90ZM96 27H98V26H96ZM115 27H117V26H115ZM119 27H121V26H119ZM141 27V26H140ZM144 27V26H143ZM157 27H159V26H157ZM170 27V28H171ZM178 27V26H177ZM176 27V28H177ZM196 27V26H195ZM48 28H49V26H48ZM63 28V27H62ZM100 28H101V25H100ZM108 28V27H107ZM112 28V27H111ZM127 28H128V26H127ZM146 28V27H145ZM161 28V27H160ZM171 28V29H172ZM206 28V27H205ZM204 28V29H205ZM230 28V27H229ZM228 28V29H229ZM231 28L233 29V24H232V26H231ZM238 28V27H237ZM236 28V29H237ZM9 29V28H8ZM71 29V30H70ZM69 30L68 29H66V30H68V31H70V33H72L73 31H72V29H73V26H72V28H70ZM78 30H79V28H77ZM90 29V28H89ZM93 29H95V28H93ZM103 29H105V28H103ZM102 29V30H103ZM109 29V28H108ZM116 29V28H115ZM113 30L112 31V29L110 30V32L109 33H111V31L112 32H114V31H117V30ZM122 29V28H121ZM133 29V31L134 30H137L138 28H132ZM142 29V28H141ZM153 29V28H152ZM182 29V28H181ZM194 29V28H193ZM192 29V31H194ZM198 29V28H197ZM232 29H230V31L232 32L233 30ZM235 29V28H234ZM57 30V29H56ZM64 30V29H63ZM130 30V29H129ZM143 30V29H142ZM141 30V31H142ZM166 30V29H165ZM200 30L201 29H199V32H200ZM206 30V29H205ZM208 30H209V28H208ZM245 30V29H244ZM243 30V31H244ZM52 31V32H51ZM59 31H62V30H59ZM67 31V32H68ZM83 31V32H82ZM86 31V30H85ZM96 31V30H95ZM126 31V30H125ZM132 31V33H134ZM138 32L140 31V30H137ZM137 31H135L136 33H137ZM140 31V32H141ZM145 31V30H144ZM143 31V32H144ZM161 31H164V30H161ZM181 31V30H180ZM183 31H185V29H183ZM188 31V30H187ZM192 31H191V33H192ZM210 31V30H209ZM247 31H248V29H247ZM1 32V31H0ZM76 30H75V33H73V34H76ZM119 32V31H118ZM145 32H147V31H145ZM150 31H148L147 33H149ZM155 32H156V30H155ZM167 32V31H166ZM172 32V31H171ZM175 32H177V31H175ZM195 32V31H194ZM193 32V33H194ZM198 32V31H197ZM202 32V31H201ZM206 32V31H205ZM234 32H235V30H234ZM59 33V32H58ZM94 34H95V32H93ZM105 33H107V34H109L108 33V31H106L105 30V32H104V30H103V34H105ZM120 33V32H119ZM129 32H127V34H128ZM161 33V32H160ZM164 33V32H163ZM178 33V32H177ZM189 32H186V35H189L188 34ZM248 33V32H247ZM61 33H59V35H60ZM86 34V33H85ZM89 34H92V32L91 33H89ZM122 34V33H121ZM139 34V33H138ZM146 34V33H145ZM144 34V35H145ZM150 34V33H149ZM151 34H152V32H151ZM155 33H153V35H154ZM180 34V33H179ZM205 34H207V33H205ZM237 34V33H236ZM245 35H246V33H244ZM77 35V34H76ZM81 35V34H80ZM83 35H81L82 36V38L85 40V35L83 36ZM130 35V34H129ZM158 36H159V34H157ZM167 35H169L170 36V33L169 34H167ZM202 35V34H201ZM64 36V35H63ZM72 36V35H71ZM80 36V37H81ZM89 36V35H88ZM100 36V35H99ZM99 36H95V37H99ZM150 36V35H149ZM178 36V35H177ZM179 36H181V35H179ZM179 36L177 37L178 39H180V38H182V36L179 38ZM249 36V35H248ZM56 37V36H55ZM55 37H54V39H55ZM59 36H57V38H58ZM66 37V36H65ZM77 37V36H76ZM76 37H72V38H76ZM101 37V36H100ZM109 37H110V35H109ZM119 37V36H118ZM126 37V36H125ZM141 38H143L142 36H140ZM176 37V36H175ZM183 37H185V36H183ZM242 37V36H241ZM240 37V38H241ZM247 37V36H246ZM245 37V39H248V38H246ZM63 38V37H62ZM61 38V39H62ZM82 38H77V40L78 39H82ZM88 38V37H87ZM90 38H92V36L90 35L89 36V38H88V40L90 39ZM101 38H103L104 39V37H101ZM112 38V37H111ZM110 38V39H111ZM133 38H135V37H133ZM159 38V37H158ZM174 38V37H173ZM232 38V37H231ZM234 38V37H233ZM53 39V37H52V40H54ZM65 39V38H64ZM63 39V40H64ZM67 39V38H66ZM109 39V40H110ZM126 40H127V38H125ZM136 39V38H135ZM145 39H147V37L145 38ZM150 39V38H149ZM175 39V38H174ZM174 39H173V41H174ZM191 39V38H190ZM193 39V38H192ZM235 39V38H234ZM92 40H94V39H91V41ZM139 40H140V38H139ZM157 40V39H156ZM181 41H182V39H180ZM186 40V39H185ZM236 40V39H235ZM57 41V40H56ZM69 41V40H68ZM95 41V43H96V40H94ZM93 41V42H94ZM100 41V40H99ZM121 41V43L118 45L121 49L123 48V47H126V44L125 43H123L124 41L123 40H120ZM119 41V42H120ZM130 41V40H129ZM132 41V40H131ZM144 41V40H143ZM146 41H148V39L146 40ZM150 41V40H149ZM152 41V40H151ZM178 41V40H177ZM176 41V42H177ZM195 41V40H194ZM230 41V40H229ZM239 41H240V39H239ZM250 41V40H249ZM49 42H46L47 43V47H48V44H49ZM61 43H63L64 41H60ZM76 42V41H75ZM86 42V41H85ZM98 42V41H97ZM105 42V41H104ZM103 42V43H104ZM133 42V41H132ZM136 42V41H135ZM142 42V41H141ZM179 42V41H178ZM190 42V41H189ZM208 42V41H207ZM233 42V41H232ZM232 42H228L229 43V45H230V43H232ZM237 42V41H236ZM245 42H247V41H245ZM65 43V42H64ZM80 43V42H79ZM82 43H83V41H82ZM92 43V42H91ZM117 43V42H116ZM139 43V42H138ZM143 43V42H142ZM146 43V42H145ZM152 42H150V44H151ZM156 43V42H155ZM174 43V42H173ZM182 43V42H181ZM181 43H180V45H181ZM185 43H186V41H185ZM187 43H188V41H187ZM235 43V42H234ZM239 43V42H238ZM241 47L243 46L242 45V40H241ZM249 43V42H248ZM53 44H54V42H53ZM66 44V43H65ZM67 44H68V42H67ZM70 44V43H69ZM77 44H78V42H77ZM89 46H91L92 44H89V43H87ZM130 44V43H129ZM148 44V43H147ZM147 44H145V45H147ZM157 44V43H156ZM164 44V43H163ZM166 44V43H165ZM177 44H179V43H177ZM200 44V43H199ZM199 44H197V45H199ZM205 44V43H204ZM203 44V45H204ZM214 44V43H213ZM212 44V45H213ZM220 44V43H219ZM225 44H226V42H225ZM246 44V43H245ZM50 45V44H49ZM58 45H60V43L58 44ZM87 45V46H88ZM93 45H95L94 43H93ZM103 45V44H102ZM105 45V44H104ZM133 45H135L134 47H136V45L137 44H134V43H132V45L130 44V46H133ZM172 45H174V44H172ZM176 45V44H175ZM206 45V44H205ZM211 45V44H210ZM216 45H218V44H216ZM223 45V44H222ZM233 45V44H232ZM250 46H252V43L251 44H249ZM248 45V46H249ZM254 45V44H253ZM61 46L62 47H64L63 46V44H61ZM75 46V45H74ZM84 46V45H83ZM96 46V45H95ZM111 46V45H110ZM117 46V47H118ZM129 46V47H130ZM158 46V45H157ZM178 46V45H177ZM182 46H183V44H182ZM185 46V45H184ZM201 46V45H200ZM219 46H221V45H219ZM218 46V47H219ZM235 46V45H234ZM240 46V45H239ZM245 46H247V45H245ZM58 46H57V43H56V49L53 51V52H56V54L57 53H59V56H58V58L56 57L57 55H55V57L57 58V59H55V62H54V64L52 65V66H49V68L48 69H44L45 71H43V70H41V71H43V72H41L42 74H44V72H45V76L46 77H50V75H51V73H54V72H56V73H54L56 76L58 75V74H60V72H61V74H62V76H60L61 78L63 77V76H65L66 75V73H64V70H65V63L64 62H66V61H69V60H66V61H62L61 60V56H63V55H66V53L64 54L63 52H62V50L60 51L58 48H57ZM68 47H70V46H67V48ZM78 47V46H77ZM103 47V46H102ZM102 47L100 48V49H102ZM116 47V48H117ZM118 47V48H119ZM147 47V46H146ZM154 47V46H153ZM203 47V46H202ZM201 47V48H202ZM213 47H214V45H213ZM218 47H216L217 49H218ZM223 47V50L224 49H226L227 48V46H225V45H223L222 46ZM221 47V48H222ZM225 47V48H224ZM231 47V46H230ZM230 47H229V50H230ZM53 48V47H52ZM54 48H55V45H54ZM64 48H66V47H64ZM66 48V49H67ZM82 48V47H81ZM85 48V47H84ZM87 48V47H86ZM85 48V49H86ZM93 48V47H92ZM95 48H97V47H95ZM115 48V47H114ZM116 48H115V50H116ZM148 48V47H147ZM158 48H159V46H158ZM164 48H165V46H164ZM190 48V47H189ZM216 48H213L214 50L216 49ZM232 48V47H231ZM243 48V47H242ZM27 49H28V51H27ZM48 49V48H47ZM59 50V51H56V50ZM99 48L97 49V50H100ZM105 50L107 49L106 48V46H105V48H104ZM160 49H162V47H160ZM177 49V48H176ZM187 49V48H186ZM203 49V48H202ZM212 49V50H213ZM27 51V52H24V51ZM51 50V49H50ZM65 50V49H64ZM69 50H71L72 51V45H71V48L69 49ZM82 51L84 50V49H81ZM90 50V48L88 47V49H87V53H90L91 52V50ZM93 50V49H92ZM96 50V51H97ZM115 50H114V52H115ZM137 50V49H136ZM153 50V49H152ZM177 50H179V49H177ZM185 50V49H184ZM184 50H182V52H180V50H179V54L181 53V55H183V51ZM197 50V49H196ZM199 50V49H198ZM219 50H220V47H219ZM222 50V51H223ZM243 50L245 51V49L243 48ZM65 51H67V50H65ZM74 51V50H73ZM95 51V50H94ZM93 51V52H94ZM102 52L101 53H103V51L104 50H101ZM120 51V50H119ZM125 51H129V50H125ZM131 51V50H130ZM134 51V50H133ZM142 51V50H141ZM154 51V50H153ZM159 51V50H158ZM205 50H203V52H204ZM221 51V50H220ZM220 51H216V52H220ZM226 51V50H225ZM231 51V50H230ZM249 51V50H248ZM51 52V51H50ZM50 52H48V53H50ZM84 53H85V51H83ZM100 52V51H99ZM137 51H135V52H133V53H136ZM211 52V51H210ZM209 52V53H210ZM212 52H215V51H212ZM228 52V51H227ZM243 52V51H242ZM254 52V51H253ZM46 53V52H45ZM52 53V52H51ZM50 53V54H51ZM72 53L73 52H70V54L72 55ZM101 53H99V54H101ZM120 53V52H119ZM123 53V52H122ZM239 53V52H238ZM67 54H68V52H67ZM94 54V53H93ZM131 54H132V52H131ZM130 54V55H131ZM146 54V53H145ZM151 54V53H150ZM177 54H178V51H177ZM179 54H178V56H179ZM185 54V53H184ZM196 54H198V53H196V51H195V49L194 50H187V55H188V58L190 57V58H194L195 56H196ZM204 54V53H203ZM207 54V53H206ZM220 54V53H219ZM244 54V53H243ZM253 54V53H252ZM47 55V54H46ZM70 55V56H71ZM76 55V54H75ZM74 55V56H75ZM80 55V54H79ZM103 55V54H102ZM108 55V54H107ZM135 55V54H134ZM147 55V54H146ZM216 55V54H215ZM254 55V54H253ZM33 56V57H32ZM67 56H69V54L67 55ZM73 56V55H72ZM96 56V55H95ZM100 56V55H99ZM116 56V55H115ZM132 56V55H131ZM143 56V55H142ZM206 56V55H205ZM208 56V55H207ZM210 56V55H209ZM213 56H214V54H213ZM212 56V57H213ZM248 57H249V55H247ZM76 57V56H75ZM78 57V56H77ZM82 57H83V55H82ZM82 57H80V58H82ZM87 57V56H86ZM89 57H91V56H89ZM88 57V58H89ZM98 57V56H97ZM102 57V56H101ZM117 57V56H116ZM127 57V56H126ZM130 57V56H129ZM133 57V56H132ZM138 57V56H137ZM145 57V56H144ZM174 48L173 47H167L166 49H162L161 50V52L160 53H154V54H152V56H151V61L150 60H148V62L150 61V62H152L154 65H155V67H154V70H159L160 72H161V74L160 75H156L155 73H152L151 71H149V70H146V73H148L149 75L147 76L146 74H144V75H146L147 77H149L150 78V81H151V83L153 84V86L152 87H154L155 89H156V91L158 90V91H160V92H162V88H163V85H164V87H166V86H168L169 84V82H172L173 84H174V77H175V81H180L181 80V78H183V76H177V75H179V74H175V76H174V72H176V71H174ZM180 57V56H179ZM178 57V58H179ZM183 57V56H182ZM182 57H180V59L179 60H181L182 59ZM203 57V56H202ZM211 57V56H210ZM226 57V56H225ZM49 59H50V57H48ZM48 58H45V59H48ZM52 58V57H51ZM71 57H69V59H70ZM114 58V57H113ZM124 59H125V57H123ZM122 58V59H123ZM176 58V57H175ZM185 58V57H184ZM187 58V57H186ZM185 58V59H186ZM221 58H222V56H221ZM230 58V57H229ZM253 58V57H252ZM251 58V59H252ZM256 58H258V56L256 57ZM45 59H44V61H45ZM66 59V58H65ZM65 59H63V60H65ZM110 59V58H109ZM116 59H118V58H116ZM121 59V60H122ZM131 59V58H130ZM129 58H128V60H130ZM133 59V58H132ZM131 59V60H132ZM142 59V58H141ZM199 59H201V57L199 58ZM225 59V58H224ZM226 59H228V58H226ZM225 59V60H226ZM234 59V58H233ZM247 59V58H246ZM249 59V58H248ZM248 59L246 60V61H248ZM250 59V60H251ZM22 60V59H21ZM24 60V59H23ZM35 60V59H34ZM51 60V59H50ZM50 60H48V61H50ZM53 60H54V58H53ZM89 60V59H88ZM92 60V59H91ZM98 60V59H97ZM100 60V59H99ZM119 60H120V58H119ZM118 60V61H119ZM128 60H125V61H128ZM135 60V59H134ZM178 60V61H179ZM183 60V59H182ZM229 60H231V59H229ZM236 60H238L239 61V58L238 59H236ZM242 60V59H241ZM44 61L43 62H41V63H44ZM70 61H72V60H70ZM86 61H87V59H86ZM90 61V60H89ZM116 61V60H115ZM142 61V60H141ZM237 61V62H238ZM252 61H254V60H252ZM251 61V62H252ZM23 62V61H22ZM28 62V61H27ZM33 62V61H32ZM74 62V61H73ZM79 62V61H78ZM85 62V61H84ZM83 62V63H84ZM88 62V61H87ZM113 62H114V60H113ZM120 62V61H119ZM181 62V61H180ZM195 62H197V61H195ZM203 62V61H202ZM224 62V61H223ZM222 62V60L220 59V58H210V59H208V61H207V63H208V65L210 64V65H212L213 67H214V70L217 72V73H220L221 72V74L223 75V76H227L228 78H229V81L231 80L232 81V83H231V85L229 86V88H226V89H224L223 91H221V92H217V90H216V87L214 86V82H216V81H214V79L212 78V77H209V78H207V76H202V74H201V76L202 77H199L197 80H196V90L198 91V93L200 92L202 95H200V97L202 96V98L201 99H199L198 98V96L196 95L197 93L194 91V92H190V91H184V92H182V93H179L178 91H177V93H179V94H177L176 95V97L174 96V94L173 95H171V94H169V95H165V96H162V98L165 100V98H167L169 101H170V106L169 105H165V106H167V110L169 109L170 111L168 112V113H170V112H172V113H175L176 114V112L177 111H180V112H182V114H186V113H184V112H187V114H190L191 112H198V113H200V115L202 114V113H204L206 116L205 117H208V116H210V117H216L217 119L218 118H221V119H225L227 116L228 117H230V112H229V114L228 115H226L227 114V112H228V110H230V108L228 109V108H225L226 106H225V104L223 105V104H220L223 100L225 101H229L230 103H232V102H235L236 101V97L237 96H243V94H251L252 93V91L253 90H257L255 87H254V89L253 88H250V87H248L247 85H246V83H244V79H243V82L240 80V77L241 76H244V75H246L247 73L246 72H244L243 70H245L246 69V67H245V69H243L244 67L241 65V66H239V69L237 68V67H235V68H233V69H231L228 73H226L225 71H223L222 72V70H224L223 68H222V66L225 64H222L223 63ZM245 62V59H244V61H243V63ZM250 62V63H251ZM34 63V62H33ZM40 63V64H41ZM49 63V62H48ZM115 64H117V62H114ZM129 63V62H128ZM130 63H134V62H130ZM143 63V62H142ZM176 63H177V59H176ZM185 63H187V62H185ZM197 63H199V62H197ZM233 63H235V62H233ZM253 63V62H252ZM251 63V64H252ZM28 63H26L25 65H27ZM32 63H30V65H31ZM70 64V63H69ZM72 64V63H71ZM70 64V65H71ZM75 64H76V61H75ZM74 64V65H75ZM78 64V63H77ZM81 64V62L79 63V65ZM90 64H91V62H90ZM99 64V63H98ZM120 64V63H119ZM121 64H122V62H121ZM127 64V63H126ZM125 64V65H126ZM138 64V63H137ZM144 64V63H143ZM190 64V63H189ZM201 64V63H200ZM199 64V65H200ZM203 64V63H202ZM201 64V65H202ZM206 64V63H205ZM244 64H247L246 62L244 63ZM42 65V64H41ZM50 65V64H49ZM68 64H66V66H67ZM73 65V64H72ZM73 65V66H74ZM88 65V64H87ZM107 65V64H106ZM118 65V64H117ZM123 65V64H122ZM124 65V66H125ZM146 65V64H145ZM185 65V64H184ZM198 65V66H199ZM227 65H229V62H228V64ZM226 65V66H227ZM250 65V64H249ZM28 66H29V64H28ZM45 66V65H44ZM83 66V65H82ZM130 66V65H129ZM147 66V65H146ZM181 66V65H180ZM190 66V65H189ZM195 66H197L196 64H195ZM225 66V67H226ZM231 66V65H230ZM236 66H238V65H236ZM246 66V65H245ZM248 66V65H247ZM250 66H253V65H250ZM19 67H21V68H19ZM32 67V66H31ZM34 67V66H33ZM35 67H36V64H35ZM68 67V66H67ZM78 67H80V66H78ZM141 67V66H140ZM139 67V68H140ZM151 67V66H150ZM204 67V66H203ZM213 67H211V66H209V68H213ZM224 67V66H223ZM224 67V68H225ZM234 67V66H233ZM242 67V68H241ZM256 67V66H255ZM18 68L20 69L19 71H18ZM24 68V67H23ZM27 68V67H26ZM41 68H42V66H41ZM47 68V67H46ZM90 68H92V67H90ZM97 68V67H96ZM141 68H144V65L141 67ZM141 68L139 69V73H140V71H141ZM178 68V67H177ZM181 68V67H180ZM188 68V67H187ZM195 68V67H194ZM200 68V67H199ZM28 69V68H27ZM37 69H38V67H37ZM67 69H69V67L67 68ZM72 69V68H71ZM74 69H75V66H74ZM76 69H78V68H76ZM81 69L83 70V67H81ZM147 69H149V68H147ZM183 69L185 70V68L183 67ZM204 69V68H203ZM227 68H225V70H226ZM228 69H230V68H228ZM253 69V68H252ZM31 70V69H30ZM80 70V69H79ZM91 70V69H90ZM109 69H106V71H108ZM153 70V71H154ZM177 70V69H176ZM188 70V69H187ZM191 70V69H190ZM193 70V69H192ZM200 70H202V68L200 69ZM242 70V71H241ZM249 70V69H248ZM247 70V71H248ZM25 70H23L22 72H24ZM84 71H85V66H84ZM110 71V70H109ZM142 71H144L143 69H142ZM196 71V70H195ZM206 71V70H205ZM212 71V70H211ZM256 71V70H255ZM26 72V71H25ZM69 72V71H68ZM86 72V71H85ZM124 72V71H123ZM149 72H151V73H149ZM155 72V71H154ZM157 72V71H156ZM198 72V71H197ZM196 72V73H197ZM209 72V71H208ZM213 72V71H212ZM249 72H250V70H249ZM29 73V72H28ZM27 73V74H28ZM31 73V72H30ZM39 75H40V70H39ZM63 73L65 74V75H63ZM79 73V72H78ZM110 74H113V73H111V72H109ZM144 72H142V74H143ZM214 73V72H213ZM257 73V72H256ZM255 73V74H256ZM80 74V73H79ZM141 73L139 74L140 76L139 77H141V75H142ZM158 74V73H157ZM189 73H187V75H188ZM192 74V73H191ZM200 74V73H199ZM21 75V74H20ZM72 75H73V73H72ZM76 75V74H75ZM80 75H82V74H80ZM87 75V74H86ZM85 75V76H86ZM91 75V74H90ZM109 75V74H108ZM123 75V74H122ZM138 75V74H137ZM194 75V74H193ZM197 75V74H196ZM220 75V74H219ZM221 75V76H222ZM264 75V74H263ZM11 76H13L14 77V80H12L11 79ZM41 76V75H40ZM44 76V77H45ZM56 76H55V78H56ZM119 76V75H118ZM129 76V75H128ZM134 76V75H133ZM256 76V75H255ZM261 76V75H260ZM20 77V76H19ZM51 77H54V75H51ZM50 77V78H51ZM66 77H68V76H66ZM89 77H91V76H89ZM143 77V76H142ZM186 77H188V76H186ZM224 77V78H225ZM246 77H247V75H246ZM96 78V77H95ZM118 78V77H117ZM125 78V77H124ZM127 78V77H126ZM191 78V77H190ZM218 78V77H217ZM227 78V79H228ZM243 78V77H242ZM250 78H251V76H250ZM53 79V78H52ZM51 79V80H52ZM72 79H74V78H72ZM71 79V80H72ZM76 79V78H75ZM136 79L138 80L139 78H137L136 77ZM135 79V80H136ZM141 79V78H140ZM139 79V80H140ZM188 79H189V77H188ZM21 80H23V79H21ZM54 80V79H53ZM55 80H57L58 81V78L57 79H55ZM54 80V81H55ZM60 80V79H59ZM62 80V79H61ZM63 80H64V78H63ZM70 80V79H69ZM94 80V79H93ZM111 80H112V78H111ZM134 80V81H135ZM145 80H146V78H145ZM219 80H221L222 81V79H219ZM250 80V79H249ZM48 81V80H47ZM54 81H53V84H55L54 83ZM76 81V80H75ZM87 81H88V79H87ZM102 81V80H101ZM107 81H109V79L107 80ZM113 81V80H112ZM185 80H182V83L184 82ZM228 81V82H229ZM251 81V80H250ZM70 82V81H69ZM74 82V81H73ZM111 82V81H110ZM120 82V81H119ZM126 82V81H125ZM176 82V83H177ZM186 82H188V80L186 79ZM185 82V83H186ZM225 82H226V80H225ZM247 82V81H246ZM20 83V82H19ZM75 83H77V82H75ZM79 83V82H78ZM86 83V82H85ZM89 83H92V82H90L89 81ZM94 83V82H93ZM95 83H96V81H95ZM135 83H137V81H135ZM139 83V82H138ZM165 83H167L168 85H166L165 86ZM176 83H175V85H176ZM220 83V82H219ZM222 83H224V79H223V81H222ZM222 83H220L219 84V88H221V86H223L222 85ZM253 83H255V82H253ZM22 83H20L19 85H21ZM34 85V87L33 88H31V85ZM80 84H81V82H80ZM97 84V83H96ZM95 84V85H96ZM107 84H108V82H107ZM113 84V82L110 84V86H109V90H110V88H111V85ZM114 84H116V83H114ZM125 84V83H124ZM141 83H139L137 86H138V88H139V85H140ZM178 84V83H177ZM226 85V87L228 86L227 85V83H225ZM230 84V83H229ZM251 84V83H250ZM32 85V86H33ZM47 85H49V84H47ZM58 85V84H57ZM63 85V84H62ZM66 85H67V83H66ZM65 85V86H66ZM126 85V84H125ZM132 85V84H131ZM134 85H136V84H134ZM180 85L182 86V84L180 83ZM192 85V84H191ZM217 85H218V83H217ZM260 85V84H259ZM56 86V85H55ZM74 86V85H73ZM77 86V85H76ZM122 86V85H121ZM124 86V85H123ZM129 86V85H128ZM141 86V85H140ZM172 86V85H171ZM185 86V85H184ZM187 86V85H186ZM18 87H20V88H18ZM68 87H69V85H68ZM92 87V86H91ZM98 87V86H97ZM112 87H113V85H112ZM126 87V86H125ZM124 87V88H125ZM151 87V88H152ZM176 88H178L177 87V85L175 86ZM190 87H192V86H190ZM256 87H257V85H256ZM261 87V86H260ZM47 88V87H46ZM51 88V87H50ZM67 87H65L64 89L65 90H67L66 89ZM71 88H72V86H71ZM81 88V87H80ZM104 88V87H103ZM102 88V89H103ZM115 88V87H114ZM122 89H123V87H121ZM131 88V87H130ZM142 88V87H141ZM141 88H139V89H141ZM147 88V87H146ZM172 88H174V86H172ZM179 88H180V86H179ZM178 88V89H179ZM194 88V89H195ZM222 88H224V87H222ZM78 89V88H77ZM86 89H87V86H86ZM89 89H90V87H89ZM107 89V88H106ZM111 89H113V88H111ZM127 88H125V90H126ZM155 89H153L154 91H155ZM165 90L167 89L168 90V87H166V88H164ZM163 89V90H164ZM170 89V88H169ZM177 89V90H178ZM193 89V90H194ZM263 89V88H262ZM59 90V89H58ZM61 90H63V89H61ZM70 90V89H69ZM74 90V89H73ZM82 90V89H81ZM84 90V89H83ZM91 90V89H90ZM93 90V89H92ZM91 90V91H92ZM104 90V89H103ZM118 90V89H117ZM117 90H116V92H117ZM137 90V89H136ZM142 90V92L144 91L143 90V88L141 89ZM140 90V91H141ZM146 90V89H145ZM148 90V89H147ZM150 90H152V89H150V87H149V90H148V92L149 93H153V92H150ZM166 90V91H167ZM182 90V89H181ZM186 90V89H185ZM259 90V89H258ZM80 91V90H79ZM87 91V90H86ZM89 91V90H88ZM107 91H108V89H107ZM123 91V90H122ZM171 91H173L174 92V89H172ZM47 92V91H46ZM72 92V91H71ZM110 92H111V90H110ZM115 92V91H114ZM141 92V93H142ZM262 93L261 94H264L263 93V91H261ZM43 93H45V92H43ZM60 93H62L63 94V92H60ZM59 93V94H60ZM69 93V92H68ZM82 93H83V91H82ZM91 93V92H90ZM97 93V92H96ZM128 93H129V91H128ZM138 93V92H137ZM140 92H139V94H141ZM144 93L146 94L147 93V91L145 92L144 91ZM143 93V94H144ZM156 93H158V92H156ZM155 93V94H156ZM163 93V92H162ZM161 93V94H162ZM253 93H254V91H253ZM256 93V92H255ZM254 93V94H255ZM59 94H57L58 95V97H59ZM114 95H113V97H115L114 99H117V97L115 96V95H119V94H115V93H113ZM148 94V93H147ZM154 94V93H153ZM152 94V95H153ZM160 94V95H161ZM176 94V93H175ZM257 94H258V91H257ZM257 94H256V96H257ZM36 95V96H37ZM70 95V94H69ZM123 95V94H122ZM130 96H131V94H129ZM151 95V94H150ZM159 95V96H160ZM30 96V95H29ZM42 96V95H41ZM44 96V98L46 99L48 96H46V95H43ZM42 96V97H43ZM46 96V97H45ZM63 96V95H62ZM71 96V95H70ZM109 95L106 93V91H103V92H101L100 94H97V95H95V97H94V101L99 105V106H101V108H105V109H107L108 111H109V113L111 114V115H114L116 112H117V109L120 107H117L116 106V104L118 105L119 104V100H121L123 97H121V99H117V102L115 103V102H111V100H110V98L108 97ZM119 96H121V95H119ZM118 96V97H119ZM127 96V95H126ZM133 96V95H132ZM246 96H248V95H246ZM259 96V95H258ZM68 97V96H67ZM81 97V96H80ZM112 97V98H113ZM134 97V96H133ZM133 97H132V99H133ZM144 97V96H143ZM149 97V96H148ZM214 98V99H217V102H212V100H208L209 98ZM263 97V96H262ZM38 98V97H37ZM43 98V99H44ZM73 98V97H72ZM137 98V97H136ZM139 98H140V96H139ZM146 98V97H145ZM151 98H152V96H151ZM156 98V97H155ZM154 98V96H153V99L154 100H156ZM161 98V99H162ZM241 98V97H240ZM35 99H36V97H35ZM41 99V98H40ZM43 99H42V101H43ZM51 99V98H50ZM50 99H48V100H50ZM126 99V98H125ZM158 99V98H157ZM34 100V99H33ZM87 100V99H86ZM82 101L83 103L84 102H87V101ZM89 100H90V97H89ZM91 100H93V99H91ZM127 100V99H126ZM125 100V101H126ZM141 100H142V98H141ZM148 100V99H147ZM254 100V99H253ZM26 101H27V99H26ZM29 101V100H28ZM34 101H36V100H34ZM51 101H52V99H51ZM81 101V100H80ZM133 101H134V99H133ZM144 101H146V100H144ZM143 101V103H144V105H143V107H144V109H148V108H146L145 106H146V104H147V106H149V104L150 103H147V101L146 102H144ZM161 101V100H160ZM214 101V100H213ZM225 101V102H226ZM25 102V101H24ZM30 102V101H29ZM45 102H48L47 100L45 101ZM45 102H44V105H45ZM76 102H77V100H76ZM135 102H137L136 100H135ZM141 102V101H140ZM152 103H153V101H151ZM156 101H154V103L153 104H155V110H156V108H158V107H161L160 105H162V104H160L159 102V106L157 107L156 105H158V103H155ZM224 102V103H225ZM229 102L228 103H226V105L227 106H229ZM237 102H239V101H237ZM236 102V103H237ZM258 102V101H257ZM26 103V102H25ZM31 103V102H30ZM34 103V102H33ZM36 103V102H35ZM38 103H40V100H39V102ZM52 103V102H51ZM64 103V102H63ZM74 103V102H73ZM78 103V102H77ZM81 103V102H80ZM80 103H79V105H80ZM91 103V102H90ZM142 103V104H143ZM165 104L167 103V102H164ZM235 103V104H236ZM32 104V103H31ZM49 104V103H48ZM53 104V103H52ZM75 104V103H74ZM96 104V105H97ZM234 104V103H233ZM232 104V105H233ZM247 103H245V105H246ZM249 104V103H248ZM43 105V106H44ZM50 105V104H49ZM84 105V104H83ZM88 105H89V103H88ZM121 105H122V103H121ZM132 105V104H131ZM137 105V104H136ZM151 105V104H150ZM239 105V104H238ZM32 106V108H34V105H31ZM48 106V105H47ZM64 106V105H63ZM71 106H72V104H71ZM81 106V105H80ZM94 106V105H93ZM93 106H90V107H92V108H90V109H88V110H84L83 112H81V115L79 116V121L78 122H80V123H78L79 125H78V130L80 129L81 131L84 129V130H86L88 133H90V134H92V135H94L95 137L96 136H98V137H96V139L97 138H99V139H101L102 137L101 136H103V137H107L108 139H109V137H108V135L109 134H118V133H120L118 130H120L121 131V127H122V125H120L121 127L119 128L116 124H109V123H106V121H104L103 119H100V117H99V114H100V109H99V106H97L96 108H93ZM124 106V105H123ZM126 106V105H125ZM133 107H134V105H132ZM131 106V107H132ZM139 106V105H138ZM137 106V107H138ZM164 106V107H165ZM168 106H169V108H168ZM225 106V107H224ZM40 107V106H39ZM49 107V106H48ZM68 107V106H67ZM73 107V106H72ZM130 107V106H129ZM128 107V108H129ZM136 107V106H135ZM163 107V106H162ZM158 108V110L157 111H154V108H151L152 110L150 111V110H144L143 112H145V114H147V112H155L156 114L154 115V116H157L158 118H160V117H162L164 114H166L167 112V110L166 111H164L163 110V108ZM244 107V106H243ZM242 107V108H243ZM248 107H249V109H250V105H248ZM31 108V109H32ZM50 109H51V107H49ZM76 108V107H75ZM78 108V107H77ZM139 108V107H138ZM142 108V107H141ZM30 109V110H31ZM41 109H42V106H41ZM83 109V108H82ZM85 109H87V108H85ZM125 109V108H124ZM162 109V110H161ZM233 109V108H232ZM248 109V108H247ZM28 110V109H27ZM44 110H46L45 108H44ZM79 110H80V107H79ZM129 110H131L130 108H129ZM129 110H127V111H129ZM134 110V109H133ZM133 110H132V112H133ZM227 110V111H226ZM234 110V109H233ZM252 110V109H251ZM251 110H249V112L251 111ZM37 111V110H36ZM105 111V110H104ZM127 111H126V113H125V111H124V113L127 115ZM175 111V112H174ZM225 111H226V113H225ZM22 112V111H21ZM28 112V111H27ZM43 112V111H42ZM70 112V111H69ZM78 112V111H77ZM80 112V111H79ZM135 113L134 114H137V113H139L140 114V112L139 111H134ZM137 112V113H136ZM142 112V111H141ZM166 112V113H165ZM179 112V113H180ZM23 113V112H22ZM29 113V112H28ZM31 113V112H30ZM119 113V112H118ZM124 113H122L121 115H123ZM131 113V111H129V113L128 114H130ZM149 113L147 114L148 116H149ZM178 113V112H177ZM234 113H237L235 110H234ZM233 113V111H232V114L234 115V117H235V119L236 118H239V117H236V114H234ZM24 114V113H23ZM27 114V113H26ZM103 114V113H102ZM108 114V113H107ZM109 114V115H110ZM124 114V115H125ZM133 114V113H132ZM132 114H130V115H132ZM152 113H150V115H151ZM182 114H179L180 115V118H182V119H184L183 118V116L184 117H186L185 115H183L182 117H181V115ZM192 114V113H191ZM244 114V113H243ZM246 114V113H245ZM18 115V116H19ZM33 115V114H32ZM43 115V114H42ZM110 115V116H111ZM121 116V117H124L125 119L126 118H131V116L129 117L128 115V117H125V116ZM194 115V114H193ZM22 116V115H21ZM29 116H31V115H29ZM34 116V115H33ZM78 116H76V117H78ZM101 116H103V115H101ZM109 116V117H110ZM133 116V115H132ZM134 116H136V115H134ZM133 116V117H134ZM139 116V115H138ZM152 116H153V114H152ZM170 116H172V114L170 113ZM176 116H178V115H176ZM237 116H239L238 114H237ZM246 116V115H245ZM23 117H25V116H23ZM22 117V118H23ZM109 117H107V118H109ZM132 117V118H133ZM140 117H142V115L140 116ZM168 117H169V115H168ZM168 117H167V119H168ZM174 117V116H173ZM179 117V116H178ZM188 117H191V119L190 120H193V117L192 116H187V120H189L188 119ZM197 117V116H196ZM203 117V116H202ZM233 117V118H234ZM17 119H18V117H16ZM16 118H14L15 119V121H17V119ZM22 118L21 117H19V119H21L22 120ZM30 118V117H29ZM115 118V117H114ZM120 118V117H119ZM118 118V119H119ZM131 118V119H132ZM137 118V117H136ZM166 118V117H165ZM204 118V117H203ZM232 118V117H231ZM26 119H28V118H26ZM31 119V118H30ZM77 119V118H76ZM75 119V120H76ZM121 119V118H120ZM125 119H124V122H126L125 121ZM143 119L144 118H139V121L141 122V120H142V122H145V121H149V120H147V119H145L144 121H143ZM150 119H152V120H154V117L152 118V117H150ZM167 119H166V121H167ZM174 119V118H173ZM240 119V118H239ZM243 119V118H242ZM123 120V119H122ZM127 120V119H126ZM160 120V119H159ZM162 121H163V119H161ZM160 120V121H161ZM165 120V119H164ZM168 120H170V119H168ZM198 120V119H197ZM215 120V119H214ZM213 120V122H215ZM220 120V119H219ZM228 120H231L230 118L228 119ZM228 120H227V122H228ZM15 121L13 120V122H14V124H15ZM24 121V120H23ZM26 121H28V120H26ZM128 121H129V119H128ZM132 121H134V122H132ZM137 121V119L136 120H131V121H129V123H133L134 125L135 124H138L139 125V123H135ZM138 121V122H139ZM156 121V120H155ZM155 121H153L154 123H155ZM160 121H159V123H160ZM208 121H209V119H208ZM211 121V120H210ZM218 121V120H217ZM224 121H226V120H224ZM233 121H236V120H231V121H229L230 122V124H231V122H233ZM241 121V120H240ZM243 121V120H242ZM1 122V121H0ZM12 122V123H13ZM18 122V121H17ZM141 122V123H142ZM150 122V121H149ZM152 122V123H153ZM171 122V121H170ZM212 122V123H213ZM228 122V123H229ZM112 123V122H111ZM113 123H114V121H113ZM121 124H123V122H120ZM127 123V122H126ZM132 123H131V126H133L132 125ZM153 123V126L155 125ZM185 123V122H184ZM211 123V124H212ZM217 123V122H216ZM244 123V122H243ZM14 124H13V127L15 128V126H14ZM145 124V123H144ZM143 123L141 124V125H143V126H145ZM146 124H147V122H146ZM162 124H163V122H162ZM208 124V123H207ZM220 124V122L218 123V127L220 126L219 125ZM224 124V123H223ZM233 124V123H232ZM238 124H240V122L238 123ZM127 125H128V123H127ZM140 125V126H141ZM209 125V124H208ZM226 125V124H225ZM241 125V124H240ZM243 125V124H242ZM72 126V125H71ZM129 126H130V124H129ZM128 126V127H129ZM130 126V127H131ZM149 126V125H148ZM151 126V127H150ZM149 127H148V129L149 128H152V125H150ZM158 126V125H157ZM216 126V127H217ZM233 126H235L234 124H233ZM244 126V125H243ZM68 127V126H67ZM75 129H74V132L76 131V132H78L77 131V129H76V127H77V125H76V127H75V125L73 126ZM124 128H126V126H123ZM122 127V129H124ZM127 127V128H128ZM134 127V126H133ZM132 127V128H133ZM137 126L135 125V127L134 128H136ZM210 127V126H209ZM209 127H208V129H209ZM223 127V128H222ZM219 130H223L224 129V126H222ZM242 127V126H241ZM68 128H70V126L68 127ZM67 128V129H68ZM72 128V127H71ZM133 128V130H130V131H134L135 129ZM154 128V127H153ZM185 128V127H184ZM231 128V127H230ZM236 128H237V126H236ZM240 128V127H239ZM1 129H3V128H1ZM66 129V128H65ZM64 129V130H65ZM131 129V128H130ZM157 129V128H156ZM226 129V128H225ZM4 130V129H3ZM16 130H17V128H16ZM79 130V131H80ZM125 130H128V129H125ZM136 130H137V128H136ZM139 130H141V128H138V130L137 131H139ZM152 130V129H151ZM155 129H153V131H154ZM231 130V129H230ZM234 130H235V128H234ZM0 131H2V130H0ZM10 131V130H9ZM69 133V137H68V134L67 133H65V134H67V136H65L67 139H70V136H71V134H70V130L68 129L67 130ZM71 131L73 132V129H71ZM129 131V130H128ZM129 131V132H130ZM143 131H145V130H143L142 129V131H140L141 133L143 132ZM150 131V130H149ZM227 131H229V130H227ZM231 131H233V130H231ZM230 131V132H231ZM4 132V131H3ZM15 132V131H14ZM71 132V133H72ZM86 132V133H87ZM122 133H123V135L125 136V134H124V132L126 133V131H121ZM131 132V133H132ZM136 132V131H135ZM146 132V131H145ZM145 132H143V135H144V133ZM8 133V132H7ZM58 133V132H57ZM81 133V132H80ZM87 133V134H88ZM121 133V134H122ZM140 133V134H141ZM199 133V132H198ZM208 133V132H207ZM235 133V132H234ZM4 134V133H3ZM6 134V133H5ZM22 134V133H21ZM48 133H46V134H44V135H47ZM64 134V135H65ZM73 134V133H72ZM78 134V133H77ZM87 134H86V136H87ZM89 134V135H90ZM132 134H134V132L132 133ZM136 134V133H135ZM140 134H138V135H140ZM11 135V137H12V135L13 134H10ZM44 135H43V137H42V139H41V141L45 144V145H43V146H46V147H51L50 146V143L52 142V141H50V142H48L47 141V139L44 137ZM74 135V134H73ZM72 135V136H73ZM76 135V134H75ZM122 135V137L123 138H125V140H129L131 137L130 136H134V135H131L130 134V138L128 139V137L127 136H123ZM137 135V136H138ZM142 135V136H143ZM146 135H147V133H146ZM52 136V135H51ZM83 136V135H82ZM115 136V135H114ZM119 136V135H118ZM145 136V135H144ZM148 136V135H147ZM4 137H5V135H4ZM20 137V136H19ZM18 137V138H19ZM88 137H93V136H88ZM120 137V136H119ZM122 137H121V140L123 141V139H122ZM37 138V137H36ZM65 138V139H66ZM79 138V137H78ZM94 138V137H93ZM112 138V140L114 139L113 138V136L111 137ZM110 138V139H111ZM137 138V137H136ZM135 138V139H136ZM163 138V137H162ZM241 138V137H240ZM256 138V137H255ZM7 139H9V138H7ZM51 139V138H50ZM56 139H58V138H56ZM62 139V138H61ZM66 139V140H67ZM74 139H76V138H74ZM84 139V138H83ZM92 139V138H91ZM90 139V140H91ZM96 139H95V142H98V141H96ZM239 139V138H238ZM250 139V138H249ZM258 139V138H257ZM260 139V138H259ZM2 140V139H1ZM27 140V139H26ZM55 140V139H54ZM60 140V139H59ZM85 140V139H84ZM86 140H87V138H86ZM85 140V141H86ZM88 140H89V138H88ZM87 140V141H88ZM89 140V142H94L93 140H91L90 141ZM131 140H132V138H131ZM130 140V141H131ZM156 140V139H155ZM228 140V139H227ZM240 140V139H239ZM6 141V140H5ZM9 141V140H8ZM14 141V140H13ZM73 141V140H72ZM76 141H78L79 142V140L77 139ZM80 141H82V140H80ZM84 141V142H85ZM102 141V140H101ZM113 141H115V140H113ZM233 141H235V138L233 139ZM238 140H236V142H237ZM55 142V141H54ZM53 142V143H54ZM61 142V141H60ZM89 142L87 143L86 142V146H87V144H89ZM94 142V143H95ZM100 142V141H99ZM103 142H104V138H103ZM103 142H101V143H103ZM107 142V141H106ZM110 142H112V141H109V143ZM118 142H120V141H118ZM239 142V141H238ZM243 142L244 141H242V143L241 144H239V145H237V146H240L241 145V148H242V146H244L245 144H243ZM76 143V142H75ZM82 143H83V141H82ZM105 143V142H104ZM104 143L101 145V144H99V148H101L100 147V145L102 146V147H104ZM108 143V142H107ZM124 143V142H123ZM131 143V142H130ZM130 143H128V142H126V146H125V143L124 144H122L121 143V145L122 146H124L125 147V149L127 150L128 149V147L130 146V145H132V143L130 144ZM226 143V142H225ZM234 143V142H233ZM1 145L3 144V143H0ZM5 144H8V142H6ZM41 144V143H40ZM58 144V143H57ZM56 144V145H57ZM77 144H81L80 142L79 143H77ZM91 145H93L92 143H90ZM128 144H130V145H128ZM224 144V143H223ZM230 144V143H229ZM237 144V143H236ZM243 144V145H242ZM55 145V144H54ZM66 145V144H65ZM75 145V144H74ZM128 145V146H127ZM226 145V144H225ZM232 145V144H231ZM249 145V144H248ZM18 146H20V145H18ZM21 146H23V144L21 145ZM20 146V147H21ZM25 146V145H24ZM26 146H28L27 144H26ZM67 146V145H66ZM68 146H69V144H68ZM78 146V145H77ZM80 146V145H79ZM84 146V145H83ZM90 146V145H89ZM88 146V147H89ZM106 146V145H105ZM222 146V145H221ZM224 146V145H223ZM229 146V145H228ZM245 146H247V145H245ZM38 147L39 146H37L36 148L38 149ZM48 147V148H49ZM71 147V146H70ZM72 147H74V146H72ZM91 147V146H90ZM97 147V146H96ZM118 147V146H117ZM121 147V146H120ZM131 147V146H130ZM225 147V146H224ZM248 147V146H247ZM3 148V146L1 147V149ZM6 148V147H5ZM44 148V147H43ZM63 148V147H62ZM87 148V147H86ZM95 147H93V149H94ZM226 148V147H225ZM224 148V149H225ZM232 148H233V146H232ZM244 148V147H243ZM250 148V147H249ZM46 149V148H45ZM68 149V148H67ZM105 149V148H104ZM120 149V148H119ZM124 149V150H125ZM144 149V148H143ZM149 149V148H148ZM230 149V148H229ZM235 149H237V148H235ZM240 149V148H239ZM3 150V149H2ZM1 150V151H2ZM22 150V149H21ZM49 149H47V151H48ZM58 150V149H57ZM64 150V149H63ZM84 150V149H83ZM98 150V149H97ZM117 150V149H116ZM130 150V149H129ZM226 150V149H225ZM247 150V149H246ZM246 150H245V152H246ZM249 150V149H248ZM263 150V149H262ZM3 151H5V150H3ZM11 151V150H10ZM41 151V150H40ZM44 151V150H43ZM65 151V150H64ZM99 151V150H98ZM118 151V150H117ZM183 151V150H182ZM226 151H228V150H226ZM237 151H239V150H237ZM249 151H251V150H249ZM42 152V151H41ZM56 152V151H55ZM58 152V151H57ZM56 152V153H57ZM101 152V151H100ZM132 152V151H131ZM161 152V151H160ZM163 152V151H162ZM170 152H171V150H170ZM184 152V151H183ZM242 152V151H241ZM252 152V151H251ZM250 152V153H251ZM3 153V152H2ZM13 153V152H12ZM15 153V152H14ZM13 153V154H14ZM138 153V152H137ZM164 153V152H163ZM166 153V152H165ZM61 154V153H60ZM63 154H64V152H63ZM62 154V155H63ZM87 154V153H86ZM167 154V153H166ZM59 155V154H58ZM57 155V157L59 158L61 155H59L58 156ZM110 155H111V153H110ZM55 156H56V154H55ZM141 156V155H140ZM206 156H208V155H206ZM214 156V155H213ZM242 156V155H241ZM9 157V156H8ZM65 157V156H64ZM72 157V156H71ZM70 157V158H71ZM109 155H108V159H109ZM112 157H114L113 155H112ZM111 157V158H112ZM115 157H117V156H115ZM114 157V159L115 160H117L116 158ZM212 157V156H211ZM215 157H217L216 155H215ZM55 158V157H54ZM58 158H57V160H58ZM61 158L62 157H60V159L59 160H61ZM74 158V157H73ZM99 158V157H98ZM107 158V157H106ZM120 158V157H119ZM170 158H171V156H170ZM240 158V157H239ZM5 159H7V158H5ZM15 159V158H14ZM19 159V158H18ZM18 159H15L16 161L18 160ZM20 159H21V157H20ZM113 159V160H114ZM172 159V158H171ZM199 159V158H198ZM198 159H196L197 161H199ZM209 159V158H208ZM226 159V158H225ZM243 159V158H242ZM241 159V160H242ZM45 160V159H44ZM55 160V159H54ZM93 160V159H92ZM95 160V159H94ZM111 160V159H110ZM120 160V159H119ZM119 160H117V162H119ZM121 160H123V159H121ZM215 160V159H214ZM214 160H212V161H214ZM240 160V161H241ZM258 160V159H257ZM260 160V159H259ZM1 161V160H0ZM16 161H14L13 160V162H16ZM102 161H104V160H102ZM144 161V160H143ZM149 161V160H148ZM196 161V162H197ZM209 161H210V159H209ZM212 161H210V162H212ZM217 163H219L218 162V160H217V158H216V160H215ZM214 161V162H215ZM243 161V160H242ZM5 162V161H4ZM17 162H19V161H17ZM110 162V161H109ZM202 162V161H201ZM214 162L213 163H208V165L209 164H214ZM215 162V163H216ZM260 162H263V161H259V162H257L256 160H255V157L254 156H247L246 158H245V160L243 161V163H240V165H242V166H240V168H233V169H229V173H226V171H225V174H229V175H231L232 177H233V174L234 173H232V172H230V170H232L233 172H238V171H241V172H243L244 174H246L247 176H244V178L246 179V177L248 178V177H250V178H255L256 179V177L258 176L260 179L261 178H263V183H262V180H261V182H260V180H259V184H257L258 186L260 185L261 186V184H264V166L262 165V163H260ZM3 163V162H2ZM2 163H1V165H0V171L1 172H3L2 171V168H1V166H2ZM6 163V162H5ZM4 163V164H5ZM21 163V162H20ZM101 163V162H100ZM103 163V162H102ZM113 163V162H112ZM216 163V166H218V164ZM98 164V163H97ZM103 164H106V163H103ZM103 164H98V166L100 167V165H103ZM120 164V163H119ZM8 165H10V164H8ZM7 165V166H8ZM202 166L204 165V164H201ZM238 165V164H237ZM5 166V165H4ZM13 166V165H12ZM123 166V165H122ZM148 166H150V165H148ZM210 166V165H209ZM212 166V165H211ZM216 166L214 167V165H213V167L214 168H216ZM236 166V165H235ZM239 166V165H238ZM103 167H104V165H103ZM107 167H109V166H107ZM119 167V166H118ZM197 167V166H196ZM196 167H195V169H196ZM84 168V167H83ZM92 168H93V166H92ZM225 168V167H224ZM5 169H7V168H5ZM97 168L95 167V171H97L98 172V174H99V171L100 170H102V169H100V170H96ZM201 169H202V167H201ZM209 169H211V168H209ZM208 168L206 169V171L207 170H209ZM220 169H221V167H220ZM33 170V169H32ZM104 170V169H103ZM102 170V171H103ZM226 170V169H225ZM8 172L9 170H5L4 172ZM27 171V170H26ZM101 171V172H102ZM202 172L204 171L203 169L201 170ZM201 171H199V167H198V171H196L197 173H199V174H201ZM3 172V173H4ZM100 172V173H101ZM209 172V171H208ZM2 173V174H3ZM19 173V172H18ZM96 173V172H95ZM94 173V174H95ZM205 173V172H204ZM213 173V172H212ZM212 173L210 174V176L212 175ZM215 173H216V171H215ZM6 174V173H5ZM9 174V173H8ZM13 174V173H12ZM16 174V173H15ZM38 174V173H37ZM97 174V173H96ZM102 174V173H101ZM145 174V173H144ZM194 174V173H193ZM198 174V175H199ZM205 174H207V175H209L208 173H205ZM217 174H218V172H217ZM220 174V173H219ZM243 174V175H244ZM10 175V174H9ZM19 175V174H18ZM197 175V174H196ZM214 175H216V174H214ZM222 175V174H221ZM227 176V178L229 177V179L231 178V180H233V178L232 177H230V176ZM10 176H12V175H10ZM14 176V175H13ZM13 176H12V179H13ZM22 176V175H21ZM202 176V175H201ZM203 176H204V174H203ZM213 176V175H212ZM235 174H234V178H235ZM2 177V176H1ZM1 177H0V179H1ZM17 177V176H16ZM25 177V176H24ZM40 177V176H39ZM193 177H195V175L193 176ZM197 177V176H196ZM238 176H236V178H237ZM8 178H9V176H8ZM18 178V177H17ZM22 178V177H21ZM31 178V177H30ZM34 178V177H33ZM70 178V177H69ZM199 178V177H198ZM250 178L248 179V181L250 180ZM3 179V178H2ZM6 179V178H5ZM11 179V180H12ZM14 179H15V177H14ZM24 179V178H23ZM71 180L73 179V178H70ZM207 179H210V178H207ZM215 179V178H214ZM10 179H9V181H11ZM18 181H19V179H17ZM26 180H29V179H26ZM31 180V179H30ZM37 180V179H36ZM110 180V179H109ZM244 180V179H243ZM258 180V179H257ZM257 180L255 181L256 183H257ZM16 181V180H15ZM204 181V180H203ZM206 181V180H205ZM207 181H212V180H207ZM206 181V183L207 184H209L210 185V183L211 182H207ZM214 181V180H213ZM236 181H237V179H236ZM246 182H247V179L245 180ZM253 182L254 183V181L253 180H250V182ZM17 182V181H16ZM68 182V181H67ZM80 182V181H79ZM100 182V180H98V183ZM215 182V181H214ZM233 182V181H232ZM235 182V181H234ZM237 182H239V181H237ZM12 183V182H11ZM24 183V182H23ZM26 183H28V182H26ZM201 183V182H200ZM248 183V182H247ZM253 183H250L251 185L253 184ZM261 183V184H260ZM1 184V183H0ZM14 184H15V182H14ZM18 184V183H17ZM25 184V183H24ZM23 184V185H24ZM71 184V183H70ZM206 184V185H207ZM229 184H230V182H229ZM233 184V183H232ZM237 184H239V183H237ZM236 184V185H237ZM249 183L247 184V185H250ZM7 185V184H6ZM10 185V184H9ZM73 185H74V182H73ZM77 185H78V183H77ZM76 185V186H77ZM92 186H93V184H91ZM96 185V184H95ZM192 185V184H191ZM202 185H204V184H202ZM214 185V184H213ZM216 185H218L217 183L215 184V187H216ZM235 185V184H234ZM239 185H242V184H239ZM238 185V186H239ZM254 185H255V183H254ZM3 186H5V185H3ZM14 186V185H13ZM97 186H99V185H97ZM210 186H212V184L210 185ZM243 186V185H242ZM8 187V186H7ZM19 187H22V185L20 186L19 185ZM26 187V189H25V191H27V188L28 187H30V186H25ZM24 187V188H25ZM83 188H85L84 186H82ZM203 187V186H202ZM205 187H207V189L206 190H210L212 187H209L208 188V186H205ZM220 187L221 186H219V189H220ZM223 187V186H222ZM256 187V186H255ZM16 188V187H15ZM18 188V187H17ZM47 188V187H46ZM217 188V187H216ZM244 188V187H243ZM251 188V187H250ZM249 188V189H250ZM253 188V187H252ZM251 188V189H252ZM21 189H23V188H21ZM30 189V188H29ZM81 189L82 188H79L78 190V194H80V193H83V190L81 191ZM213 189H214V186H213ZM238 189H239V187H238ZM237 189V190H238ZM246 189V188H245ZM254 189V188H253ZM257 189V188H256ZM17 190V189H16ZM18 190H19V188H18ZM17 190V191H18ZM35 190V189H34ZM121 190V189H120ZM186 190V189H185ZM192 190V189H191ZM240 190V189H239ZM16 191V192H17ZM24 191V190H23ZM63 191V190H62ZM97 191H99V190H97ZM259 191V190H258ZM10 192V191H9ZM156 192V191H155ZM155 192H154V194H155ZM210 192H211V190H210ZM98 193V192H97ZM201 193V192H200ZM207 193V192H206ZM241 193V192H240ZM243 193V192H242ZM248 193H250V192H248ZM251 193H253V191L251 192ZM262 193H263V191H262ZM5 194V193H4ZM239 194V193H238ZM256 194V193H255ZM264 194V193H263ZM82 194H80V196H81ZM231 195V194H230ZM236 195H237V193H236ZM240 195V194H239ZM242 195H245V194H242ZM260 195V194H259ZM262 195V194H261ZM6 196H8V195H6ZM20 196H21V194H20ZM23 196V195H22ZM28 196V195H27ZM85 196V195H84ZM115 196V195H114ZM202 196V195H201ZM263 196V195H262ZM10 197V196H9ZM81 197H83V195L81 196ZM239 197V196H238ZM261 197V196H260ZM259 197V198H260ZM27 198V197H26ZM29 198V197H28ZM27 198V199H28ZM128 198V197H127ZM217 198V197H216ZM7 198H5V200H6ZM20 199V198H19ZM62 199V198H61ZM65 198H63L62 200H64ZM88 199V198H87ZM224 199V198H223ZM4 200V198H1L0 199V222H2L3 220H4V218H7V217H9V216H13V218H17L19 215L18 214H16V213H14L11 209H9V206H8V202H7V200L4 202L3 201ZM21 200V199H20ZM130 200V199H129ZM173 200V199H172ZM212 200H216V199H212ZM260 200V199H259ZM124 201H126V200H124ZM123 201V202H124ZM262 201V200H261ZM7 202V203H6ZM17 202V201H16ZM105 202V201H104ZM159 202V201H158ZM184 202V201H183ZM188 202H189V200H188ZM263 203H264V201H262ZM262 202L261 203H258V204H261L262 205ZM36 203V202H35ZM62 203V202H61ZM127 203V202H126ZM174 203V202H173ZM85 204V203H84ZM134 204V203H133ZM142 204V203H141ZM163 204H165V203H163ZM61 205V204H60ZM58 206V205H56V206H54V211L57 213V212H60V211H64V209L62 210V206ZM63 205V204H62ZM100 205V204H99ZM16 206V205H15ZM48 206V205H47ZM151 206V205H150ZM250 206V205H249ZM40 206H38V208H39ZM42 207V206H41ZM152 207V206H151ZM240 207V206H239ZM12 208V207H11ZM14 208V207H13ZM66 208V207H65ZM49 209V208H48ZM70 209V208H69ZM149 209V208H148ZM246 209V208H245ZM10 210L12 211L11 213H10ZM39 210H41V209H39ZM47 210V209H46ZM73 210V209H72ZM134 210H136V208H134ZM133 210V212H135ZM53 211V212H54ZM76 211V210H75ZM132 211V210H131ZM130 211V212H131ZM137 211V210H136ZM45 212V213H44ZM42 211V213H44V215L46 214L47 215V218L45 219V217H46V215H45V217H44V215H43V219H45V221L48 219V220H50L49 222L51 223V222H53V220L51 221V219H52V217H51V219H50V217H48L49 216V213H46V211ZM12 213H14V215H12ZM18 213V212H17ZM65 213V212H64ZM67 213V212H66ZM132 213V212H131ZM136 213V212H135ZM137 213H139V211L137 212ZM143 213V212H142ZM264 213V212H263ZM125 214V213H124ZM123 215V214H122ZM132 215H133V213L131 214V215H129V217L131 216L132 217ZM66 216V215H65ZM133 216H136V214L135 215H133ZM136 217H138V216H136ZM38 219V218H37ZM130 219V218H129ZM132 219H134V218H132ZM165 219V218H164ZM8 220V219H7ZM11 220V219H10ZM9 220V221H10ZM17 220H18V218H17ZM35 220V219H34ZM48 220H47V222H48ZM103 221H106V223L107 222H109V220L107 221V220H104V218L102 219ZM123 220V219H122ZM4 221H6V220H4ZM9 221H7V222H9ZM102 221V222H103ZM129 221V220H128ZM19 222V221H18ZM40 222V221H39ZM113 222V221H112ZM119 222V221H118ZM122 222H124V221H122ZM126 222H127V220H126ZM13 223H14V221H13ZM16 224H17V222H15ZM40 223H42L41 225H43V223H45V222H40ZM114 223V222H113ZM113 223H111L110 222V224L112 225ZM136 223V222H135ZM8 224H10V222L8 223ZM103 224V223H102ZM107 224H109V223H107ZM109 224V225H110ZM120 224H122V223H120ZM2 225H4V223L2 224ZM29 225V224H28ZM37 225H39V223L37 224L36 223V225L35 226H37ZM105 225V223L103 224V226ZM114 225V224H113ZM117 225V224H116ZM115 225V226H116ZM136 225V224H135ZM14 226V225H13ZM27 226V225H26ZM45 226H46V224H45ZM44 226V228H46ZM51 226V225H50ZM130 226V225H129ZM17 228H18V226H16ZM113 227V226H112ZM117 227V226H116ZM17 228H15V230L17 229ZM22 229L24 228L23 226L21 227ZM40 228V227H39ZM48 228V227H47ZM27 229V228H26ZM25 228H24V230H26ZM103 229V228H102ZM132 229H133V225H132ZM24 230H22V231H24ZM46 230V231H45ZM43 231H45V233L44 234H42L41 236H42V238H40L41 240H42V243L43 242H51V241H55V240H58V239H60L61 238V234H59L58 232H56V231H54L53 229H51V228H48V229H44ZM171 231V230H170ZM1 232V231H0ZM19 232H21V229H20V231ZM26 231H24L23 233H25ZM4 239H3V237H2V240H1V242L2 241H5L6 243H4V244H6L7 246H5L4 244L2 245L3 247V251L5 252V250L6 249H10V252H12V251H14L13 249H12V251H11V247L12 246H8L9 245V243L8 242H10L9 241V239H11L12 237H13V231L12 230H10L9 228L8 229H5V231H4ZM2 236V235H1ZM40 236V237H41ZM104 236V235H103ZM1 239V238H0ZM16 239H17V241H18V238H17V236H16ZM15 239V240H16ZM39 239V240H40ZM173 239V238H172ZM37 241L39 244L41 243L40 241ZM12 243V242H11ZM14 243V242H13ZM12 243V244H13ZM41 243V244H42ZM1 244V243H0ZM12 244H10V245H12ZM5 246V247H4ZM13 246H14V244H13ZM82 246H83V244H82ZM179 246V245H178ZM0 247H1V245H0ZM168 247V246H167ZM184 247V246H183ZM4 248H6V249H4ZM12 248H15V247H12ZM80 248H82V247H80ZM163 248H165V247H163ZM182 248V247H181ZM83 250V249H82ZM81 250V252H83ZM174 250H177V249H174ZM136 251V250H135ZM160 251H162V250H160ZM167 251V250H166ZM168 251H170V250H168ZM1 252H2V250H1ZM4 252L2 253L3 255H4ZM84 252L86 253V251H85V248H84ZM164 252V251H163ZM179 252V251H178ZM150 253V252H149ZM165 253H167V252H165ZM6 254V253H5ZM81 253H79V255H80ZM168 254V253H167ZM172 254V253H171ZM1 255V254H0ZM82 255H83V253H82ZM169 255V254H168ZM173 255H174V252H173ZM69 256V255H68ZM98 256V255H97ZM131 256V255H130ZM12 257V256H11ZM16 257H18V256H16ZM81 257V256H80ZM62 258V257H61ZM76 258V257H75ZM171 258H172V256H171ZM60 259V258H59ZM66 259V258H65ZM62 260V259H61ZM60 260V261H61ZM67 260V259H66ZM66 260H64V262L66 261ZM69 260H70V258H69ZM74 260H77V259H74ZM73 260V262L75 263H77L78 262V260H79V257H78V260L77 261H74ZM18 261V260H17ZM63 261V260H62ZM68 261V260H67ZM82 261V260H81ZM166 261V260H165ZM64 262H63V264H64ZM125 262V261H124ZM135 262V261H134ZM171 262H173V261H171ZM12 263V262H11ZM15 263H18V262H16L15 261ZM20 263V262H19ZM18 263V264H19ZM70 263H72V262H70L69 261V264ZM75 263V264H76ZM79 263H81V264H83L82 262H79ZM118 263V262H117ZM123 263V262H122ZM121 263V264H122ZM174 263V262H173ZM59 264H60V262H59ZM62 264V263H61ZM65 264H68V263H65ZM126 264H128L127 263V261H126ZM137 264V263H136Z\"/></svg>",
  "mask_w": 264,
  "mask_h": 264
}]
</instances>
